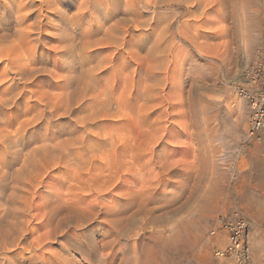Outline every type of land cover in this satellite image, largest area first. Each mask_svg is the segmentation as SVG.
Here are the masks:
<instances>
[{"label": "rangeland", "instance_id": "obj_1", "mask_svg": "<svg viewBox=\"0 0 264 264\" xmlns=\"http://www.w3.org/2000/svg\"><path fill=\"white\" fill-rule=\"evenodd\" d=\"M12 1H14V2H12ZM12 1L0 0V6H1L0 7V14H2L1 18H0V30H1L0 36L3 35L1 33L4 30L8 31V32H6L8 35L6 33H4L5 31L3 33L5 35L9 36L8 37L9 41L7 38H5L6 41L4 40L3 42H0L1 43L0 46L9 44L12 41L13 36L15 39L20 38V36L18 37V33H17L18 29H22L25 27L27 28L29 23L31 24V22L35 21L36 17L41 18V19H39L40 20L39 25L35 26V28H31L32 31L29 30L30 35L22 37L21 46L22 45L23 46L25 45V46L20 47L17 50L18 52L16 51V54L18 53V56L20 55L19 58L21 57L20 58L21 61H23L26 65V63H28V62L30 63L33 60L32 56L34 53L39 55L41 53V51L44 50V51H46L45 54H46V56L48 55L47 56L48 58L45 55H43V57L44 56L46 57V58L44 57L45 59L43 57L42 58L40 57V61H37L38 62L37 66H39V65L44 66L45 65V67H49V66L52 67V66H55V64H56L57 66H55V69L59 73V74L56 73V70H55L56 76H54L55 78H53V81H51V85H49L50 83L48 81H43V79L41 77V80H42V82L40 80L41 84L36 83L35 85H32V86L29 85V86H27L28 88H26L27 91L34 87V90L36 92H38L37 89L42 87V86H44L45 88L47 87L46 90L49 89L48 91L51 90V92H57L58 93V91H59V95H61L62 91L63 92L65 91V90H63V81H64L63 78H64V75L67 73L68 70H67V62H64L65 61L64 58L66 57V55L59 48V45L61 44V42L59 41L58 34H59V32L62 33L68 27L70 28V31L75 30L73 33H72V31L70 34L68 33V35L69 36L71 35V36L69 37L67 35L68 37L66 38L67 40L65 41V43L72 44L73 43L72 41L74 40V43L77 44L76 47L74 48V52H75L74 68L76 69V67H78L77 68L78 71H76V73L78 74L77 76L79 79L81 77V79H80L81 81L80 82L78 81V82L82 84L83 83L82 81H84V83L82 84L84 86H82V88H85V85H87L86 87L89 89L88 94H90V95H87V90L85 91V89H82V88H81L82 89L81 90L79 88L80 85H78V87H76V88H77V90H81V93L83 90L85 91V92H83V94L80 93L82 96L85 95L84 98L82 96L79 97L80 91H75V93L78 92L76 94L74 92H72V91H74V88H68L69 93L71 95L70 94L67 95L68 90H66L64 92L65 95L62 94L63 96H65L66 99H67V96H69L71 99L73 98L72 103L74 102L75 104H73V111L70 114L64 113L66 115V116H64L63 112L62 113L60 112L59 114H61V115L58 114L59 117L57 115H56L57 117L55 116V122H54L55 123V131H56L55 132V141L61 140L62 142H64L63 139L66 141V138H67L66 142L72 143V141L73 142L75 141L74 143H76V145L73 144L70 146V150L72 152H74L75 154H73L71 151H69L72 153L73 157L74 156L79 157V155H82L81 154L82 152H83V155L90 152L89 155L91 156L92 153H91V149L89 148V146H92L93 149H95V148L99 149V146H101L99 149V151L101 153L99 151L96 152V150H95L94 154H96V155L93 156V161L94 160L95 161L93 162V164H91V166L89 163H88L89 165H87V166L91 169L92 165H94V167H96V166L98 167V169L96 167L98 172H101L104 170H105V172H107L108 169L111 171H114V169L109 168V166L112 167L116 163H117V166L122 165L123 167L119 166V168L121 167L119 169L120 172L119 171L117 172L118 173L117 176H119V177H117V179H118L119 185H120V189H119L120 191H117V192H120V193L125 192L124 190H126L127 188H129L130 191L131 190L137 191L140 188H141L140 189V191H141L142 188H144V187L150 188L149 196L148 195L143 196L142 194L141 195L138 194V195H135L137 197L133 196L134 198L132 197L131 200L128 201L131 204H126L128 202H126V203L121 202L124 205L123 206L121 204V206L123 208L124 207L129 208V209L130 208L133 209L135 207L136 208H138V207L154 208V211H153L152 215L149 214V216H148V214L146 215L145 213L139 214L136 217L135 224L130 226L131 228L128 227V229L126 228L122 232V234L120 236V243L116 247L117 248L116 252H118L117 256L119 255L118 256L119 259L116 260L114 264H230V263L235 264V261L232 262L231 258H218L216 256L215 250L218 246H215V244L211 243V239H214V238H210L208 236V220L210 218L216 217L218 215L231 216V214L235 211H238L247 220V224H248L247 248H248V255H249V264H251L253 262V260H254L253 264H264V142L262 144H258L253 139L248 138L247 132H248L249 125H250V123H249L250 108H249L248 101L246 99L242 98V96H240L237 92V87L242 84L240 73H241L243 63L253 59L259 50L264 49V0H178L179 2H177V0H163V2H162V0H151V1L145 0V2H144V0H140V1L139 0H133L134 3L131 2L132 0H119V1L118 0L117 1L116 0H111V1L110 0H100V1L99 0H94V1L92 0L93 3L91 0H84V1L83 0H52L51 2H53L54 4L49 1L50 2L49 4H51V5L44 6L45 9L42 8L39 11L35 10V11H31V12H29V8L24 7L22 2H24L25 0H23V1L18 0L21 2H17V0H12ZM29 1H32V0H28V1L26 0L25 3L29 2ZM35 1L37 2V0H33V2H35ZM189 1H191V2H189ZM97 2L100 4L98 5ZM129 2H130V4H129ZM15 3H17V4H15ZM81 3H83V4H81ZM85 3H86V5H85ZM131 3L134 6H131L132 5ZM114 4H115V6H113ZM149 4L151 6H149ZM3 5H5V6H3ZM91 6H93V7H91ZM94 6H97V7H94ZM130 6H131V8L128 9ZM154 6H157V7H154ZM8 7H9V10H8ZM20 7H22L24 10H22V8H20ZM16 8H17V10H16ZM79 8H82L83 10L82 9L79 10ZM133 8L135 10V13L133 11ZM60 9L62 12L60 11ZM4 10L9 14L6 15V12ZM10 10H11V12H10ZM18 10H19L20 14L18 13ZM127 10H128V12H127ZM76 11H77V13H76ZM92 11H93V13H92ZM11 14H12V16H11ZM16 15L18 16L17 18H16ZM19 15L22 19L19 18ZM68 17H70V18H68ZM75 17H76V21H75ZM132 17H134V18H132ZM3 18H5V19H3ZM80 18L82 20L84 19L83 21L85 23H83V21ZM131 18L134 21H130ZM16 19H18V20H16ZM67 19H68V21H67ZM78 19H79V21H78ZM19 20H21V21H19ZM119 20L120 21L123 20V21L120 22ZM7 21H8V23H7ZM18 21H19V23L20 22L21 23L20 24L16 23ZM22 21H23V24L26 26H23V27L21 26V25H23ZM116 21L119 23L118 25H117ZM124 21H126V24L120 26L121 24L125 23ZM137 21L139 22L138 23L139 25L137 24ZM143 21H144V25H143ZM2 22H3V24H2ZM42 22L44 23V25ZM66 22H69V23H66ZM78 22L79 23L81 22L80 23L81 25L80 24L78 25L77 24ZM114 23H115V25H117L116 28H113L115 26H112V25H114ZM127 23H129V24H127ZM17 24H19V25H17ZM88 24H89V27H88ZM67 25H68V27H67ZM86 25H87V27H86ZM15 26L19 27V28H16ZM110 26H112L111 27L112 29L109 28ZM5 27H7V28H5ZM80 27H82V28H80ZM120 27L125 28V29H121ZM131 27L132 28L134 27L135 29L134 28L133 29L135 31L132 29L130 30ZM1 28H4V30ZM10 28H12L13 30ZM104 28H105V31H104ZM106 28L109 30H106ZM117 28L124 30L123 32L124 33L126 32V34H124L123 32H122L123 33L122 34L121 30L119 31ZM15 29H16V31H15ZM85 29H88V30L90 29V30L88 31ZM114 29H116V30L114 31ZM91 30L93 32H90ZM148 30H149V32H147ZM106 31H108V33ZM11 32L14 34H11ZM40 32H41V34H39ZM80 32H82V33H80ZM31 33H32V35H31ZM112 33H114V34H112ZM10 34L12 35L11 38H10ZM38 34H39V36H38ZM108 34H112L114 38L111 36V39H110V37H109L110 35H108ZM119 34L121 36H118ZM130 34H132V35H130ZM41 35H42V37H41ZM81 35H82V37H81ZM107 35L109 37V38L107 37L108 39H106ZM134 35L137 37H135ZM34 36H36L35 37L36 39L34 38ZM90 36H94V38H92ZM37 37L40 39H38ZM89 37H90V39H89ZM142 37H144V39ZM95 38H97L98 41L95 40ZM115 38H116V40H115ZM119 38L120 39L123 38L124 40L122 39L123 41L121 42V41H119L120 40ZM25 39L28 40V43H27V40H25ZM103 39L104 40L106 39L105 40L106 42H104ZM132 39H133V43H132ZM134 39L137 42V44L135 43ZM39 40H40V42H39ZM23 41H24V43L26 41V43L24 44ZM85 41L91 42L89 46H86L88 49L85 48V50H84L86 55L89 57H86L85 53L83 52L82 42H85ZM94 41H95V44H94ZM100 41H101V44H100ZM4 42H5V44H4ZM125 42H127V43H125ZM41 44H43L44 46H47V47H44ZM92 44L95 46L91 48V46H93ZM114 44H115V46H114ZM74 45H73V47H74ZM29 46L31 47V49ZM33 46H36V48L35 47L33 48ZM25 47H26V49H25ZM54 47H55V50H54ZM79 47H80V49H79ZM151 47H153V48H151ZM22 48H24V49H22ZM132 49L134 50V53H132L133 52ZM19 50H21L22 52ZM31 50H33V51L36 50V52L35 51L33 52ZM93 50L95 51L94 53L92 52ZM148 50H149V52L147 53L146 51H148ZM49 51H51L52 53ZM122 51H123V53H122ZM126 51H127V54H126ZM128 51H131L132 55ZM154 51H155V54H157V55H154ZM24 52H25V54H24ZM47 52H49V53H47ZM61 53H63V54H61ZM149 53H151L150 56L152 58L149 56ZM81 54H83V55L81 56ZM108 54H110V55L112 54L111 57ZM121 54H122V58H124V59L129 57L128 61L124 62V63H126V65L123 63L124 59L122 60V58L120 57ZM23 55L25 58H22ZM129 55H131V56H129ZM30 56H31V58H29ZM132 56H134V57L136 56L139 60L136 59V57L135 58L133 57V59H132ZM143 56H146V57H144L145 59L142 58L146 63H144V61L141 59V57H143ZM154 56H156L157 58H160V59L158 60L156 57L154 59L153 58ZM104 57H105V60H104ZM112 57H114V59ZM58 58H60V60ZM89 58L90 59L92 58L93 60L92 59L90 60ZM107 58L109 59V61ZM110 58L112 59V62H111ZM5 59H6L5 57H3V59L0 58V75H1V77L6 76V73L10 72V70L8 69V68H10V66H8L10 61L7 59L5 60ZM30 59H32V60H30ZM46 59H47V61H46ZM80 59L81 60L85 59L84 61L87 64L84 63V65H86V66H84L82 63L84 61H80ZM140 59L143 61L142 63L144 65L139 64V63H141ZM156 59L158 61H156ZM42 60H45V61L43 62ZM55 60H56V62H55ZM146 60H148V61H146ZM154 61L158 62V64L155 63ZM134 62H136V63H134ZM24 63L21 62V64H24ZM39 63H42V64H39ZM50 63H51V65H50ZM60 63L62 65H60ZM147 63L148 64L150 63L148 65L149 66L148 68L146 66ZM80 64H82V65H80ZM91 64L96 65V66L94 65L95 71H97V70L99 71L101 68V70L99 71L100 73L97 71L94 75V73L92 71V69H93L92 66L91 67L89 66ZM97 64H98V66H100V65L101 66L97 67ZM116 64H118V65H116ZM133 64H135L134 66L137 67L138 69L137 68L135 69ZM161 64H164L166 66V68L164 66H162ZM108 65L111 66L112 69H109L111 67H109ZM150 65H151V67H150ZM80 66H81V68H80ZM82 66L85 68H83ZM132 66L134 69L132 68ZM143 66H145V68ZM87 67H88V71H86ZM82 68H83L84 72H82V70H81ZM122 68H124V69H122ZM163 68H165V69H163ZM84 69H86V70H84ZM132 69H133V71H131ZM140 69H141V72L138 71ZM147 69L149 71H146ZM89 70H91V71L89 72ZM105 70H106V72L108 70V72L110 74L109 73L107 74L105 72ZM121 70L122 71L124 70L123 72H124L125 77L123 76V72ZM163 70H164V72H163ZM112 71L114 72L113 75L116 76V77L114 76L115 78L113 77V75L111 73ZM144 71H145V73L148 72V73H146L147 76L149 73L151 75L153 73L154 76H156V75L157 76L153 77V76L149 75L151 78L147 77L146 74L144 73ZM155 71L157 72V73H155L156 75L154 74ZM79 72L81 75L79 74ZM86 72L88 73L87 75L85 74ZM82 73H84L86 76ZM128 73L130 76L127 75ZM143 73L147 78L143 75ZM61 74H63V77L57 76V75H61ZM90 74L94 77V80ZM99 74L100 75L102 74V75L100 76ZM10 75L14 76L13 74H10ZM83 75H84V79L82 77ZM104 75L106 78L109 75V78H107L109 82L106 81L107 79L104 77ZM120 75H121V77H120ZM138 75H139V77H138ZM40 76H42V75H40ZM140 76L143 78V81H142L143 83L141 82L142 85H140L141 83L139 81V80H142V78ZM95 77H96V79L98 78L99 80L102 79L101 81H103V82L100 81L101 84L98 83L99 80L98 79L95 80ZM111 77H112V80L114 78L115 81L114 80L110 81ZM130 77H131V79H130ZM24 78L22 81H25L28 77L26 76ZM56 78L57 79L59 78V80H56ZM104 78H105V80H104ZM117 78H118V80H117ZM132 78H134V79H132ZM153 78H155L154 82L152 80ZM122 79L124 80V82H122ZM146 79L149 80V82H151V84L147 82L149 86L146 83V81H147ZM130 80H132L131 82L132 83L134 82V83L131 84ZM59 81H60V83H59ZM156 81H158V82L161 81L160 82L161 84L157 83ZM53 82H55V83H53ZM86 82H87V84H86ZM96 82H97V84H96ZM118 82H119V84H118ZM125 82H127L128 84ZM20 83H21V81H20ZM22 83H21V85H22ZM90 83H91V85H90ZM145 83L147 86L145 85ZM93 84L95 85L96 90H95ZM98 84L100 86H98ZM130 84L132 86H130ZM38 85H41V86H38ZM117 85H119V87ZM155 85H157V86H155ZM58 86L60 89L58 88ZM112 86H114V87H112ZM125 86L127 88H125ZM22 87H23V85H22ZM29 87H31V88H29ZM44 87L40 88L41 90L38 89L39 90L38 95L40 94V91L46 92ZM147 87H149V88H147ZM43 88H44V91H42ZM106 88H107V90H106ZM136 88L137 89L139 88V90L142 89L143 91L146 89L144 91L146 93H147L148 89H150L151 91H148V92L153 93L154 96L152 94L151 95L153 96L154 100L152 99V97H150V95L148 97L149 93H147V95H146L147 97H146L144 92H142V90L141 91L138 90L140 92L139 93ZM154 88H155V90H154ZM161 88L164 90H162ZM91 89L93 90L94 93L91 92L92 91ZM98 90L102 91L103 94L105 93L104 95L110 96L109 94H111V98L112 97L114 98V99L112 98L113 101L111 103L114 105L116 104V107L118 109L120 106H122V107H121V109L117 110V108L115 109L114 105H112L113 107H111V105H110V109L112 112H109V114L111 113V115L106 116L105 119H104L105 116L104 117L100 116V117H98L100 119L96 120L98 122V124L96 123V125L94 124L92 127L90 126V129H88V130L83 129L84 127L82 126V124L77 121L80 118L78 116H81V114L85 115V112H86V114H87V112H89V113L91 112L90 110L95 104V103L93 104L92 101H93V98L96 97V93H98ZM128 90H130V91H128ZM131 90L134 92H132ZM153 91H155V92H153ZM159 91L161 93L159 95L162 97H159V96L156 97ZM72 93H74L75 95H73ZM125 93H127V95ZM77 94H79V95H77ZM94 94H95V96L92 97V95H94ZM134 94L135 95L137 94V95L135 96ZM140 94L141 95L143 94V96H141ZM57 95L58 94L55 93V96L57 97V98L55 97V99L58 100L60 98V96L58 95L59 96V98H58ZM62 95H61V97L64 98ZM104 95H102V96L104 97ZM26 96L27 95L24 96V99H22V101H24V102L29 101V95L27 96V98H26ZM118 96H120V97H118ZM121 96L123 97V99H121L122 98ZM130 96L132 97L133 100L136 97L137 98L133 101L131 98H129ZM139 96H141L143 99ZM75 97H77V98L79 97L80 99L82 98L83 104L81 103L82 99L80 101L79 99H76ZM124 97H126L127 99L129 98L127 100L129 103L127 101H125L126 99ZM144 97H146V99ZM155 97H156V100H155ZM139 98H141V99H139ZM148 98L152 99L153 102H152V100H150ZM157 98H159V99L163 98V100L164 99H166V100H164L165 102H163L162 99L160 101ZM61 99L59 101H57V100L56 101L58 103H60V101H61V104L62 103L65 104L67 102L66 99H65V102L63 99H62L63 101ZM117 99H119V100H117ZM30 100H31L30 101L31 103H32V101H34L33 99H30ZM77 100H79L80 103H79V101L76 103ZM116 100H117V102L115 103ZM129 100L133 101V103H131ZM136 100H137V102H136ZM84 101H85V103H84ZM141 101H142V104L144 107L141 105ZM143 101H144L145 105H144ZM146 101L148 103H150V104H148L149 106L146 105V103H147ZM150 101L154 105V108H152L153 105L151 106ZM159 101L163 102V103H160ZM87 102H89L88 103L89 105L88 104L86 105ZM135 102H136V104H135ZM155 102H157V103H155ZM117 103H120V106ZM97 104H99V102ZM126 104H127V106H126ZM81 105H84V106L82 107ZM124 105H125V108H124ZM128 105H130V106H128ZM132 105H134V106H132ZM80 106H81V108H80ZM90 106H92V107H90ZM131 106L134 109H131L130 108ZM137 106L139 107V111H135V110H137V109H135V108H137ZM147 106L150 108H148ZM145 107L148 109L147 110L144 109ZM74 108L76 111H74ZM125 109L129 112H126ZM155 109H156V111H155ZM121 110H122V112L119 114V111H121ZM140 110H141V112H140ZM161 110H162V112H161ZM13 111H15V112H13ZM115 111L117 113H113ZM159 111H160V113H159ZM19 112L20 111L13 109V110H10L8 113L11 117H13V116L17 115ZM123 112H124V114H123ZM132 112L133 113L139 112V114H135L136 117H138V118H136ZM145 112L147 114H145ZM151 112H153V114ZM13 113H15V114H13ZM140 113H142V116ZM162 113H164L165 116H163L164 114H162ZM114 114H118L117 117ZM128 114H129V117L131 114L132 118H130V119H132V120H129ZM144 114H145V116L143 117ZM119 115H121L122 119L120 117H118ZM29 116H30V114L27 113L25 116H23V119H25L24 117H29ZM139 116L141 118L143 117L145 121L143 120V118L141 119ZM146 116H149V118H147ZM116 118L117 119L119 118V119L116 120ZM157 119H158V121H157ZM115 120L117 122H115ZM127 120H128V123H127ZM138 120H139V122H138ZM100 121H101V123H100L101 125L99 124ZM148 121H149V123H147ZM114 122L117 124V126L115 125ZM130 122H132V123H130ZM134 122L135 123L137 122V123L134 124ZM151 122H152V124H151ZM156 122H158V124H156ZM58 123H61L62 125L58 124ZM118 123L120 125H118ZM77 124H78V127H77ZM124 124H125V126H124ZM131 124L132 125L134 124V128ZM154 124H155V127H154ZM66 125H68V126H66ZM109 125H111V126H109ZM135 125H137V126H135ZM151 125H152L151 129H153L152 131H150ZM59 126H60V128H59ZM121 126H123V128ZM126 126H128L129 128H131L130 126H132L133 129L127 128V131L129 132L128 133V132H126ZM72 127L75 129L74 132L72 131L73 130ZM79 127H80L79 132H81V130H85V132H84L85 134L83 133V131L80 134H84L85 136L88 135V133H89V135L92 134L90 136L91 140H89V138H90L89 135L87 137H85L83 135H81V137H80L78 135L79 132L77 130L79 129ZM98 127L99 128L101 127L102 129L101 128L99 129ZM104 127H108V128L104 129ZM111 127H113L114 130ZM117 127H119V130L116 129ZM92 128H93V130H92ZM137 128H140V129H137ZM145 128H148V130L145 131ZM167 128H169V129H167ZM108 129H110V131L113 130L114 132L113 131L110 132ZM123 129L125 132L123 131ZM57 130H59V131H57ZM135 130H137V131H135ZM69 131H70V133H73V134L68 133ZM75 131L78 133H76ZM94 131L96 133H94ZM100 131H102L104 134ZM107 131L109 132L108 133L109 135L105 134V133H107ZM120 131H123L122 134H120L122 137L119 135ZM147 131H149V132H147ZM157 131H159L161 133H159ZM163 131H164V133H162ZM165 131L167 134L165 133ZM67 133H68V135H67ZM74 133L77 136H79V139L77 140V142L74 139H77L78 137H76V135ZM97 133H99V134H97ZM101 133H102V135H100ZM116 133H117V135H116ZM139 133L145 135V138H143L144 136H140L141 134H139ZM161 134H162V136L163 135L164 136L163 137L160 136ZM70 135H72L74 137H71ZM113 135L115 136V139L119 138V136H120L121 138L117 139L118 141L119 140L120 141L118 142L117 140H115ZM135 135H137L136 138L138 141L134 140V139H136ZM69 136L72 139L73 138L74 139L71 140L69 138ZM82 136L85 139V142H87L88 144H89V141L91 142V145L90 144L88 145L85 142H84V144L81 143L82 145L80 144L81 146L87 145L86 151L84 149H81L78 145L79 144L78 142L79 141L81 142L80 139H82ZM93 136H95V137L93 138ZM127 136H128V138H125ZM129 137L132 140H129ZM150 137H151V139H150ZM122 138H124V139H122ZM162 138H164V139H162ZM68 139H70V140H68ZM98 139H100V140H98ZM125 139H126V141H125ZM158 140H160V143ZM61 141L58 142V144L62 145ZM95 141L97 143H99V141H100V143L95 144ZM57 142H55V143H57ZM82 142H83V140H82ZM92 142H94V145ZM101 142H103V143L101 144ZM115 142H117L118 144ZM120 142L121 143L124 142L125 144L124 143L123 144L125 146H123V144H121ZM128 142L130 144H128ZM136 142H137V144H136ZM138 142L139 143L141 142L142 144L141 143L139 144ZM112 143H114L115 147L111 145ZM119 143H120V145H119ZM134 143L136 145H134ZM161 143H162V145H161ZM34 144H36V143H34ZM34 144L29 143V145L27 144L28 146L26 145L24 147V149L22 151L23 153H21V156H22L21 158H23L24 153H26L25 151H28L31 147L34 146ZM63 144H65V142ZM67 145H68V143L65 144V146H67ZM138 145L139 146L141 145L143 147V149L140 146L141 148L139 151V148L134 147V146H138ZM96 146H98V147H96ZM110 146H112V147H110ZM119 146H120V148L118 149ZM128 146H129V148H128ZM132 146H133V148H132ZM147 146L152 150H150ZM17 147H15L16 150H18ZM64 147H63V145H62V147L61 146L55 147V148H58V149H55V160L56 161L58 160L57 161L58 163L60 160H62V159H60V156H62L61 158H63V156H65L63 159H68V154H69L70 155L69 158H72V155L70 153H68V154L66 153L67 150H66V147L65 148ZM121 147H122V149H121ZM123 147H125V148H123ZM59 148H60V153L62 155H59L60 153L58 151H56V150H59ZM73 148H75V149H73ZM78 148H80V149H78ZM62 149H65L66 152L64 151V153H63ZM113 149L116 151L113 152ZM124 149H126V150H124ZM117 150H118V153H117ZM121 150L122 151L124 150L123 153L121 152ZM128 150H131V152ZM78 151L81 153H79ZM84 151H85V153H84ZM126 151H128L127 154L125 153ZM138 151H139V153H138ZM77 152H78V154H76ZM150 152H152V153H150ZM98 153H99V155H97ZM104 153H106V154H104ZM130 153L132 155L134 153L135 158L138 157L139 159L137 158L138 160L137 159L135 160V158L133 157L134 155L132 156ZM153 153L155 155H153ZM110 154H111V156H110ZM89 155H87V154L85 155L86 159H88V160L91 158ZM101 155L103 156L102 158H101ZM107 155L110 156L111 158L108 157ZM114 155H116V156H114ZM128 155L132 157V160H130L131 157H129ZM9 156H11V159H14L15 155H14V153L13 154L10 153ZM56 156L59 159H57ZM85 156H82V157L84 158ZM96 156H98V157L100 156V157L98 158ZM147 156H149L150 158ZM87 157H90V158H87ZM112 157H113V159H112ZM104 158L106 159V161ZM114 158H115V160H117L116 158H118V159L120 158V159L117 162L114 160ZM121 158H123V159H121ZM96 159H98V160H96ZM107 159L109 161L114 160V162H116V163H114L113 161L109 162V161H107ZM126 159H127V161H128V159H129V161H133L134 166L131 165L132 164L131 162H129V161L127 162ZM19 160L15 161V163H14L15 165L13 163L12 164L10 163L11 165H9V166H12V167H10L11 170L8 168L10 172H13L14 169L19 167V164H20ZM120 160H122V161H120ZM56 161H55V164L57 163ZM96 161H97L98 165H96L97 164ZM101 161L103 162V164ZM123 161H124V163H122ZM146 161H148V162H146ZM107 162H108V164H106ZM119 162H120V164H119ZM134 162H136V163H134ZM160 162H162V164ZM164 163H165V166H163ZM61 164H56V165H54L55 167L53 166L54 168H52V169L50 168L48 171L49 173L47 172L48 176L46 174L45 176H47V177L46 178L43 177L45 179L43 184L39 185L41 187L38 186L35 189V191L34 190L31 191L32 193L35 192L36 194H34V193H33L34 195L32 193L30 194V195H32L31 198L32 197H34V199L37 198V201L38 200L40 201V199L42 201L47 199L48 202L49 203L51 202V203L49 204L48 202L45 201L46 202L45 208H44V206H41L40 211H39V209H37V210L31 209L32 214H31V210H30V213L26 215L28 218L24 217L26 221L23 220L24 219L23 217H22L23 219L18 217L17 218L18 220L12 219V221L14 222V224H13L9 220H11L10 218L14 217V215H12V214H14V212L10 213V215L12 217L9 214H7V215L4 214V212H3L4 211L3 207H5L6 201H7L6 196L8 195L9 192H10L9 194H11V192H12V189H11V184L13 183L12 179L10 180L11 184H9L10 188L8 186L5 189L4 193L0 194V200L4 199V202H3L4 204L1 203L3 200L0 202V205H1L0 206V216L3 215L2 216L3 218L0 217V220H1L0 221L1 222L0 223L1 238H2V234H3L2 240L6 239L5 236L8 237V234L4 235V234H6V233H3L4 231L7 232L6 230H8L9 227L12 228L11 226H13V227L14 226H17V227L21 226L22 221L25 223H23V225H22L24 227H21V228H23L24 234L28 235L27 240H25V242H23V244L21 246L14 247V249H13V247L11 248L12 251H10V252L13 254L12 257H11L10 252L5 253L6 251L4 249L0 250L1 251L0 252V262H1L0 264H4L6 262V259L4 257L8 254L10 255L9 258L11 259V262H10V260L8 261L9 264L10 263L13 264V260H14L15 264L16 263L17 264H26V263H28V264H39V263H41V264H44V263L45 264H51V263L55 264V262H56L55 255L58 256V260L59 259L62 260L65 258L67 259L69 256H72V257H74V260L72 262L74 264H104L103 259L98 261L95 259L96 258L95 257L91 260H87L84 257L85 255L88 254L89 250L94 251L97 255H99V257H100V255H105L109 251V250H106L105 248L94 249L92 247L93 246L92 240H94V237L97 240L100 239V237H97L96 231L94 232V231L90 230L89 224H86L82 228H75L74 224H69V226L67 228H65V231L66 232L69 231L68 233L71 235L70 236L71 238L70 237L62 238L63 236H60L62 234V232H61V234L57 235L56 239L55 238L53 239V237H52V238H50L51 240L47 239V240L41 241V243L40 242L36 243L35 246H33V248L28 247L27 249H29V250H27L25 248L32 241V238L33 239L35 238L36 234H37L36 235V238H37L41 234L45 233L47 231V229H48V231H51L53 234L54 229L53 230H51V229L53 227L55 228V226H54L55 225V215H54L55 213L53 212V211H55V209H54L55 205L60 204V202H62V200H66L64 198L62 199V197H59L57 199L58 200L57 202H59V203H57L55 201V194L67 195L66 192H67L68 186H69L70 182L72 183V180H69V179L77 177L79 174L84 175V174L91 173L90 170H88L89 168H87V166H86V169H84L85 171L79 170L76 168L77 171L81 172V173L79 172V174H77L78 172H76L74 165H71V166L69 165V168H67L68 166L64 167V165H63L64 163H61ZM100 164H101V167H103V168H101L99 166ZM17 165H18V167H16ZM129 165H131V166H129ZM142 165H143V167H142ZM161 165H162V167H161ZM127 167H128V169H126ZM137 167H139V168L142 167L139 170L141 172L138 173V171H137V173H136ZM60 168H61V170H60ZM70 168H72L73 170ZM129 168H130V170L133 169L131 171V174L134 172L132 176L130 174ZM65 169H68V170L66 171ZM125 169L127 172L125 171ZM97 170H96V172H97ZM128 170H129V172H128ZM68 171H70L69 175L66 176ZM124 171L127 174L129 173L128 175L131 176V177H128L129 178L128 180H127L128 175H126V173ZM123 172L126 176L125 175L123 176ZM135 173H136L138 179L134 175ZM64 176H65V179L62 180V178H64ZM133 176L136 177V179L134 177L135 182H134ZM139 176H140V178H139ZM66 177L68 178V180ZM48 178L49 179L51 178V179L49 180ZM60 178H61V180H60ZM121 179H122V181H121ZM139 179H141V180H139ZM124 180L126 181V184L124 183L125 182ZM46 182H48V183H46ZM57 182L58 183L62 182V186L57 185ZM146 182H147V184H146ZM128 183H130L131 185L130 184L128 185ZM121 184H123V185H121ZM138 184H140V185H138ZM53 185H54V188H53ZM124 185L127 187H125ZM130 186H132V187H130ZM56 187L62 188V189L60 188L61 190H60L59 194L57 192L55 193ZM48 188H49V190H48ZM36 190H38L39 192H37ZM50 190H52L54 193L49 194V192H52ZM6 191H7V193H5ZM61 191H63V192H61ZM137 192H139V191H137ZM37 194L39 195V197ZM48 194L50 195V199H49ZM51 194H53V196ZM21 195L23 196V194H21ZM21 197H18V198L17 197L16 198L15 197H12V198L9 197V198L11 200H13V198L20 199ZM41 197H43V199ZM38 198H40V199H38ZM10 199L8 200L9 202H10ZM67 199L72 200L70 196H68ZM107 199L108 200H105V203L110 202L112 199V196L108 197ZM20 200H22V198ZM37 201L35 200L36 203H37ZM52 201H53V204H52ZM54 201L56 202V204ZM2 205H4V206H2ZM52 205L54 206V208ZM46 206H47V210L49 209V211L51 209H53L50 211L51 213L53 212L52 214L50 212L48 214V211L46 210ZM42 207H43V209H42ZM43 210H44V212H42ZM57 211L60 214H63V212L66 211V208L57 207ZM1 212H3V213H1ZM38 212L44 213L45 216H44V214L42 216V213H41V216H40V213H39V215H37ZM45 212H47V213H45ZM35 215H36V218H35ZM143 215H145V216H143ZM40 217H43V218L41 219ZM143 217H145L146 221L143 220ZM20 219H22V220H20ZM36 219H37V221H36ZM43 219H44L45 223L42 221ZM15 220H17V221H15ZM39 220H40V222H39ZM48 220H50L49 222L51 224L53 223L54 225L52 224V226H50L51 224L48 222ZM52 220H53V222H52ZM6 221H8L7 224H6ZM19 221H21V222H19ZM9 222H10V224H9ZM2 223H3V225H1ZM197 223H199V224H197ZM11 224H13V225H11ZM25 224L26 225L28 224V225L26 226ZM35 224H37V225H35ZM41 224H43V225H41ZM44 224L45 225L47 224L48 226H46V227H49V228H46ZM4 226L7 228L6 230H4V228H5ZM30 226H32L33 228ZM38 226H41L42 228L44 226L45 231L43 232L44 229H42L41 227H38ZM28 227H30V228H28ZM37 228L40 230H38ZM28 229L30 231L32 229H36V231L32 235V233H30ZM109 229H110L109 226L104 224L102 226L101 233L105 234L106 232L109 231ZM38 233H39V235H38ZM82 233H83V235H82ZM74 234H76V235H74ZM30 235H32L34 237L31 236L32 237L31 238ZM53 235L55 236V232ZM1 238H0V241H1ZM30 238H31V241H29ZM90 242L92 243V245H90ZM25 243H27L28 245L26 244V246H25ZM44 243L47 245H45ZM37 244L40 246L37 247L36 246ZM62 245L66 246L68 248L66 250L61 249ZM85 245L88 246V250L86 249L87 246H85ZM21 247L23 249H25L26 251H24ZM79 247H81V250ZM17 248H20L21 251H20V249L18 251ZM38 248H39V250H38ZM36 249H37V251H36ZM91 249H93V250H91ZM13 251L15 254L13 253ZM36 253L37 254L39 253L38 254L39 256L37 255L38 257L36 256ZM18 254L20 257L18 256ZM14 256H15V258H14ZM1 258L3 259L4 262L1 260ZM18 258H20V259H18ZM46 258H48V259L46 260ZM30 260H32V261H30ZM37 260L39 261V263ZM52 260L55 262H53ZM47 261H48V263H47Z\"/></svg>", "mask_w": 264, "mask_h": 264}, {"label": "bare ground", "instance_id": "obj_2", "mask_svg": "<svg viewBox=\"0 0 264 264\" xmlns=\"http://www.w3.org/2000/svg\"><path fill=\"white\" fill-rule=\"evenodd\" d=\"M10 1H12V0H10ZM21 1H23V0H21ZM21 1H18L17 0V2H21ZM26 1V0H25ZM25 1L24 2H22L23 3V5H24V7L26 8H29V12H31V11H39V10H41L42 8H44V6H48V5H51V4H49L52 0H37V2L35 1V2H33V0L32 1H29V2H26L25 3ZM28 1V0H27ZM50 1V2H49ZM84 1V0H83ZM92 1V0H91ZM94 1V0H93ZM93 1H92V3H93ZM100 1V0H99ZM111 1V0H110ZM117 1V0H116ZM119 1V0H118ZM140 1V0H139ZM146 1H148V0H146ZM151 1V0H150ZM9 2V1H8ZM12 2H14V1H12ZM39 2V3H38ZM86 2V1H85ZM114 2V1H113ZM132 3H134L133 2V0L131 1ZM137 2V1H136ZM135 2V3H136ZM143 2V1H142ZM144 2H145V0H144ZM162 2H163V0H162ZM177 2H179L178 0H177ZM187 2V1H186ZM189 2H191V1H189ZM7 3V2H6ZM25 3V4H24ZM51 3H53V2H51ZM56 3V2H55ZM84 3V2H83ZM83 3H81V4H83ZM90 3V2H89ZM98 3V2H97ZM110 3V2H109ZM119 3V2H118ZM131 3V4H132ZM148 3V2H147ZM161 3V2H160ZM174 3V2H173ZM2 4V3H1ZM15 4H17V3H15ZM21 4V3H20ZM19 4V5H20ZM54 4V3H53ZM80 4V3H79ZM100 3H98V5H99ZM107 4V3H106ZM129 4H130V2H129ZM128 4V5H129ZM141 4V3H140ZM153 4V3H152ZM158 4V3H157ZM7 5V4H6ZM10 5V4H9ZM85 5H86V3H85ZM108 5V4H107ZM136 5V4H135ZM148 5V4H147ZM3 6H5V5H3ZM15 6V5H14ZM89 6V5H88ZM105 6V5H104ZM110 6V5H109ZM113 6H115V4L113 5ZM131 6H134L133 4L131 5ZM131 6L128 8V9H130L131 8ZM137 6V5H136ZM149 6H151L150 4H149ZM1 7V6H0ZM16 7V6H15ZM18 7V6H17ZM51 7V6H50ZM53 7V6H52ZM91 7H93V6H91ZM94 7H97V6H94ZM147 7V6H146ZM154 7H157V6H154ZM186 7V6H185ZM4 8V7H3ZM20 8H22V7H20ZM136 8V7H135ZM45 9V8H44ZM54 9V8H53ZM65 9V8H64ZM80 9H82V8H79V10ZM111 9V8H110ZM6 10V9H5ZM4 10V11H5ZM8 10H9V7H8ZM15 10V9H14ZM16 10H17V8H16ZM22 10H24L23 8H22ZM83 10V9H82ZM97 10V9H96ZM125 10V9H124ZM3 11V12H4ZM13 11V10H12ZM60 11H61V9H60ZM94 11V10H93ZM93 11H92V13H93ZM131 11V10H130ZM129 11V12H130ZM133 11H134V13H135V10H134V8H133ZM6 12V11H5ZM10 12H11V10H10ZM16 12V11H15ZM28 12V13H29ZM62 12V11H61ZM83 12V11H82ZM127 12H128V10H127ZM159 12V11H158ZM173 12V11H172ZM18 13L20 14V12H19V10H18ZM17 13V14H18ZM39 13V12H38ZM58 13V12H57ZM76 13H77V11H76ZM81 13V12H80ZM84 13V12H83ZM7 14H9V13H7L6 12V15ZM16 14V13H15ZM24 14V13H23ZM36 14V13H35ZM90 14V13H89ZM1 15L2 14H0V18H1ZM4 15V14H3ZM60 15V14H59ZM63 15V14H62ZM83 15V14H82ZM132 15V14H131ZM134 15V14H133ZM11 16H12V14H11ZM27 16V15H26ZM43 16V15H42ZM73 16V15H72ZM4 17V16H3ZM18 16L16 15V18H17ZM29 17V16H28ZM83 17V16H82ZM129 17V16H128ZM19 18H21L20 17V15H19ZM18 18V19H19ZM68 18H70V17H68ZM85 18V17H84ZM122 18V17H121ZM130 18V17H129ZM132 18H134V17H132ZM131 18V19H132ZM3 19H5V18H3ZM18 19H16V20H18ZM22 19V18H21ZM39 19H41V18H38V17H36V19H35V21L34 22H31V24L29 23V25H28V27L26 28H22V29H18L17 31V33H18V37L20 36V38H14V36H13V39H12V41L9 43V44H6V45H1L0 46V58L1 59H3V57H5L7 60H9L10 62H9V65L8 66H10V68H8L9 70H10V72L9 73H6V76H3V77H1V75H0V194H3L4 193V191H5V189L9 186V188H10V185L9 184H11V182H10V180L12 179V181H13V183L11 184V189H12V192H11V194H9L8 193V195L6 196V205H5V207H3L4 208V214H9L10 215V213H13L14 212V214H12V215H14V217H12L11 215V217L12 218H10L11 220H9L11 223H13L14 224V222L12 221V219H17L18 217L19 218H24V217H27L26 215L27 214H29L30 213V210L31 209H35V210H37V209H39V211H40V208H41V206H44V208H45V205H46V202H48V200L46 199V200H41L40 198H38V199H40V201L38 202L37 201V198L36 199H34V197H32L31 198V196L32 195H30L32 192V190H34L35 191V189L40 185V184H43V182H44V178H46L47 176H48V174H47V172L49 171V169L51 168H54L55 166L54 165H56V164H61V163H64L63 165H64V167H67V168H69V165L71 166V165H74L75 167V169L77 168V169H79V170H83V171H85L84 169H86V166L87 165H89L90 164V166H91V164H93V162L95 161H93V156H95L96 154H94V152H95V150H96V152H98L99 151V149H100V147L101 146H99V149L98 148H95V149H93L92 148V146H89V148L91 149V153H92V155L90 156L89 155V153L90 152H88V153H86L87 155H89L90 157H87V158H90L89 160L88 159H86V154L85 155H83V152L81 153V152H79V153H81L82 155H79V157L78 156H74L73 157V155H72V153L73 154H75L74 152H72L71 150H70V146L71 145H73V144H75L76 145V143H74L73 141H72V143H69V142H66L67 141V138H66V141L63 139V141L65 142V144L66 143H68V145L67 146H65V144H63L64 142H62L61 140V143H62V145H63V147L65 146L66 147V150H67V152L65 151V149H62L63 151V153H64V151L68 154V153H70L71 155H72V158H69V154H68V159H63L65 156H63V158H61L62 156H60V159H62V160H60L59 161V163L55 160V149H58V148H55V147H58V146H61L62 147V145L61 144H58V142H60V141H58L57 139V141H55V116L57 115L58 116V114L61 112H63V115L64 116H66L65 114H70L72 111H73V104H75L74 102L72 103V99L69 97V96H67V99L65 98V96H63L62 94H64L65 95V91L66 90H68V88H74V91H72V92H74L75 93V91H80L79 92V94L81 93V90L82 89H85V91L87 90V95H90V94H88V88L86 87L87 85H85V88H82V86H84V85H82L83 83H84V81H82L83 83L81 84V83H79L81 80V77H80V79L78 78V74L76 73V71H78V67H76V69L74 68V57H75V52H74V48L76 47V45L77 44H75L74 43V40L72 41L73 43V45H74V47H73V45L72 44H67V43H65V41L67 40L66 38L69 36L68 35V33L70 34L71 33V31H70V28L68 27V25H67V29L66 30H64L62 33H60L59 32V34H58V36H59V41L61 42V44L59 45V48H60V50L61 51H63L64 53H65V55H66V57L64 58V62H67V73L64 75V81H63V90H65L64 92L62 91V93H61V95L67 100V102L65 103V104H61V101H60V103H58L57 101H59L62 97H61V95H59V91H58V93L57 92H51V90L50 91H48V90H46L47 89V87L45 88L44 86H42V87H44L45 88V90H46V92L44 91V88H43V90L42 91H44V92H41L40 91V94L38 95V92H39V90H41L40 88H42V87H40V88H38L37 89V91L38 92H36L35 90H34V87L33 88H31V87H29V88H31V89H29L28 91L26 90V88H28L27 86H29V85H35L36 83L38 84H41V82H42V80H41V77H42V79H43V81H48L50 84L49 85H51V81H53V78H55L54 76H56V74H55V66H57L56 64H55V66H52V67H45V65L44 66H37V64H38V62L37 61H40V57L42 58L43 57V55H45L46 56V51H44V50H42L41 51V53L39 54V55H37L36 53H34L33 54V56H32V58H33V60L32 59H30V60H32L29 64L28 63H26V65H25V63L23 62V61H21V57L19 58V56H18V53L16 54V51L20 48V47H22L21 46V43H22V37H25V36H28V35H30V31L29 30H31V28H35V26H37V25H39V22H40V20ZM63 19V18H62ZM81 19V18H80ZM130 19V21H134L133 19L131 20ZM72 20V19H71ZM82 20V19H81ZM84 20V19H83ZM82 20V21H83ZM124 20V19H123ZM122 20V21H123ZM137 20V19H136ZM14 21V20H13ZM19 21H21V20H19ZM19 21L18 22H16V23H19ZM24 21V20H23ZM23 21H22V24H23ZM43 21V20H42ZM63 21V20H62ZM67 21H68V19H67ZM75 21H76V17H75ZM78 21H79V19H78ZM118 21V20H117ZM116 21V23H117V25L119 24L118 22ZM120 21V20H119ZM122 21H120V22H122ZM148 21V20H147ZM73 22V21H72ZM125 23H123V24H121L120 26H122V25H124V24H126V21H124ZM129 22V21H128ZM136 22V21H135ZM7 23H8V21H7ZM13 23V22H12ZM21 23V22H20ZM19 23V24H20ZM43 23V22H42ZM60 23V22H59ZM64 23V22H63ZM62 23V24H63ZM66 23H69V22H66ZM81 23V22H80ZM79 22L77 23L78 25L80 24ZM83 23H85L84 21H83ZM139 22L137 21V24H138ZM151 23V22H150ZM2 24H3V22H2ZM15 24V23H14ZM19 24H17V25H19ZM74 24V23H73ZM87 24V23H86ZM127 24H129V23H127ZM136 24V23H135ZM169 24V23H168ZM41 25V24H40ZM43 25H44V23H43ZM81 25V24H80ZM85 25V24H84ZM91 25V24H90ZM117 25H115V23H114V25H112V26H115V27H113V28H116L117 27ZM139 25V24H138ZM143 25H144V21H143ZM147 25V24H146ZM149 25V24H148ZM6 26V25H5ZM22 27L23 26H26V25H21ZM83 26V25H82ZM112 26H110L109 28H111ZM127 26V25H126ZM132 26V25H131ZM136 26V25H135ZM4 27V26H3ZM16 27V26H15ZM79 27V26H78ZM86 27H87V25H86ZM88 27H89V24H88ZM101 27V26H100ZM125 27V26H124ZM144 27V26H143ZM142 27V28H143ZM150 27V26H149ZM5 28H7V27H5ZM16 28H19V27H16ZM41 28V27H40ZM56 28V27H55ZM54 28V29H55ZM73 28V27H72ZM80 28H82V27H80ZM102 28V27H101ZM108 28V27H107ZM106 28V30H109V29H107ZM121 29H125V28H122V27H120ZM134 28V27H133ZM132 27L130 28V30L132 29V30H134ZM148 28V27H147ZM1 29H3L4 30V28H1ZM10 29H12V28H10ZM58 29V28H57ZM97 29V28H96ZM112 29V28H111ZM118 29V28H117ZM121 29H118L119 31L121 30ZM127 29V28H126ZM2 30V31H3ZM13 30V29H12ZM34 30V29H33ZM39 30V29H38ZM59 30V29H58ZM85 30H88V29H85ZM90 30V29H89ZM88 30V31H89ZM93 30V29H92ZM90 31V32H93V31ZM116 29H114V31H115ZM129 30V29H128ZM129 30V31H130ZM1 31V30H0ZM5 31V30H4ZM3 31V32H4ZM10 31V30H9ZM15 31H16V29H15ZM32 31V30H31ZM75 31V30H74ZM74 31H72V33L74 32ZM104 31H105V28H104ZM118 31V32H119ZM124 30H121V33L123 32ZM135 31V30H134ZM152 31V30H151ZM150 31V32H151ZM1 33V34H3V35H1L0 36V42H3L4 40L6 41V39L5 38H7L8 39V37L9 36H7L8 34L6 33V32H8V31H5L4 33H6L7 35H5L4 33ZM107 33H108V31H106ZM110 32V31H109ZM147 32H149V30L147 31ZM161 32V31H160ZM16 33V32H15ZM34 33V32H33ZM38 33V32H37ZM79 33V32H78ZM80 33H82V32H80ZM105 33V32H104ZM111 33V32H110ZM120 33V32H119ZM124 33V32H123ZM122 33V34H123ZM128 33V32H127ZM132 33V32H131ZM134 33V32H133ZM11 34H14V33H12L11 32ZM10 34V38H11V35ZM39 34H41V32L39 33ZM39 34H38V36H39ZM44 34V33H43ZM54 34V33H53ZM76 34V33H75ZM84 34V33H83ZM82 34V35H83ZM88 34V33H87ZM112 34H114V33H112ZM112 34H108V35H110L109 37H110V39H111V36L113 37V35ZM116 34V33H115ZM118 34V33H117ZM124 34H126V32L124 33ZM129 34V33H128ZM31 35H32V33H31ZM37 35V34H36ZM57 35V34H56ZM68 35V36H67ZM82 35H81V37H82ZM91 35V34H90ZM108 35L106 36V39H108L109 37H108ZM130 35H132V34H130ZM136 35V34H135ZM134 35V36H135ZM16 36V35H15ZM54 36V35H53ZM71 36V35H70ZM69 36V37H70ZM74 36V35H73ZM115 36V35H114ZM117 36V35H116ZM118 36H121L120 34L118 35ZM117 36V37H118ZM124 36V35H123ZM122 36V37H123ZM133 36V37H134ZM166 36V35H165ZM36 36H34V38H35ZM41 37H42V35H41ZM77 37V36H76ZM90 37H92V38H94V36H90ZM90 37H89V39H90ZM100 37V36H99ZM98 37V38H99ZM108 37V38H107ZM129 37V36H128ZM135 37H137V36H135ZM149 37V36H148ZM147 37V38H148ZM251 37V36H250ZM32 38V37H31ZM33 38V39H34ZM38 38V37H37ZM78 38V37H77ZM76 38V39H77ZM91 38V39H92ZM114 38V37H113ZM143 39H144V37H142ZM141 38V39H142ZM156 38V37H155ZM36 39V38H35ZM34 39V40H35ZM38 39H40V38H38ZM79 39V38H78ZM105 39V40H106ZM109 39V40H110ZM120 39V38H119ZM118 39V40H119ZM123 39V38H122ZM122 39H120L119 41H123ZM138 39V38H137ZM136 39V40H137ZM140 39V38H139ZM254 39V38H253ZM11 40V39H10ZM25 40H27V39H25ZM48 40V39H47ZM56 40V39H55ZM69 40V39H68ZM95 40H97V38H95ZM104 40V39H103ZM104 40V42H106ZM115 40H116V38H115ZM128 40V39H127ZM146 40V39H145ZM161 40V39H160ZM252 40V39H251ZM8 41H9V39H8ZM98 41V40H97ZM102 41V40H101ZM101 41H100V44H101ZM108 41V40H107ZM129 41V40H128ZM134 41H135V39H134ZM139 41V40H138ZM34 42V41H33ZM39 42H40V40H39ZM68 42V41H67ZM93 42V41H92ZM110 42V41H109ZM140 42V41H139ZM138 42V43H139ZM145 42V41H144ZM160 42V41H159ZM23 43H24V41H23ZM25 43H26V41H25ZM24 43V44H25ZM27 43H28V40H27ZM30 43V42H29ZM43 43V42H42ZM90 41H88V42H82V47H83V52L85 53V48L86 49H88L86 46H89L90 45ZM97 43V42H96ZM108 43V42H107ZM117 43V42H116ZM120 43V42H119ZM124 43V42H123ZM125 43H127V42H125ZM132 43H133V39H132ZM135 43L137 44V42L135 41ZM252 43V42H251ZM1 44V43H0ZM3 44V43H2ZM4 44H5V42H4ZM56 44V43H55ZM54 44V45H55ZM94 44H95V41H94ZM99 44V43H98ZM41 45H43V44H41ZM52 45V44H51ZM93 45V44H92ZM97 45V44H96ZM119 45V44H118ZM130 45V44H129ZM250 45V44H249ZM25 46V45H24ZM23 46V47H24ZM28 46V45H27ZM32 46V45H31ZM44 46V45H43ZM95 45H93V46H91V48L92 47H94ZM114 46H115V44H114ZM121 46V45H120ZM30 47V46H29ZM28 47V48H29ZM36 48V46H33V48ZM42 47V46H41ZM44 47H47V46H44ZM81 47V48H82ZM117 47V46H116ZM123 47V46H122ZM150 47V46H149ZM97 48V47H96ZM151 48H153V47H151ZM22 49H24V48H22ZM21 49V50H22ZM25 49H26V47H25ZM30 49H31V47H30ZM29 49V50H30ZM41 49V48H40ZM39 49V50H40ZM78 49V48H77ZM76 49V50H77ZM79 49H80V47H79ZM120 49V48H119ZM123 49V48H122ZM150 49V48H149ZM21 50H19V51H21ZM28 50V49H27ZM47 50V49H46ZM54 50H55V47H54ZM125 50V49H124ZM133 50V49H132ZM152 50V49H151ZM23 51V50H22ZM21 51V52H22ZM31 51H33V50H31ZM30 51V52H31ZM35 52H36V50H34ZM33 51V52H34ZM119 51V50H118ZM18 52V51H17ZM20 52V53H21ZM49 52H51V51H49ZM49 52H47V53H49ZM55 52V51H54ZM59 52V51H58ZM79 52V51H78ZM77 52V53H78ZM93 53L95 52L94 50L92 51ZM117 52V51H116ZM121 52V51H120ZM130 54H131V51H128ZM147 53L149 52V50L148 51H146ZM19 53V54H20ZM29 53V52H28ZM32 53V52H31ZM52 53V52H51ZM50 53V54H51ZM82 53V52H81ZM88 53V52H87ZM122 53H123V51H122ZM125 53V52H124ZM132 53H134V50H133V52ZM152 53V52H151ZM151 53H149V56H150V54ZM24 54H25V52H24ZM61 54H63V53H61ZM79 54V53H78ZM126 54H127V51H126ZM22 55V54H21ZM30 55V54H29ZM32 55V54H31ZM83 54H81V56H82ZM85 55H86V53H85ZM89 55V54H88ZM108 55H110V54H108ZM112 55V54H111ZM111 55H110V57H111ZM124 55V54H123ZM132 55V54H131ZM131 55H129V56H131ZM154 55H157V54H155V51H154ZM44 56V57H45ZM48 56V55H47ZM46 56V57H47ZM93 56V55H92ZM107 56V55H106ZM120 56V55H119ZM43 57V58H44ZM45 57V58H46ZM51 57V56H50ZM85 57V56H84ZM86 57H89V56H87L86 55ZM121 58H122V54H121V56H120ZM133 57L134 56H132V59H133ZM136 57V56H135ZM134 57V58H135ZM144 57H146V56H143V57H141V59L143 58V59H145ZM151 57V56H150ZM155 57L156 56H154L153 58L155 59ZM22 58H25L24 57V55H23V57ZM27 58V57H26ZM29 58H31V56L29 57ZM44 58V59H45ZM48 58V57H47ZM81 58V57H80ZM93 58V57H92ZM91 58V59H92ZM113 59H114V57H112ZM126 58V57H125ZM131 58V57H130ZM149 58V57H148ZM147 58V59H148ZM152 58V57H151ZM157 58V57H156ZM5 59V60H6ZM28 59V58H27ZM59 60H60V58H58ZM90 59V58H89ZM90 59V60H91ZM108 59V58H107ZM111 59V58H110ZM124 58H122V60H123ZM127 59V60H126ZM126 59H124V61H123V63L126 61H128V59H129V57L128 58H126ZM131 59V60H132ZM136 59H138L137 57H136ZM140 59V60H141ZM142 59V60H143ZM158 60L160 59V58H157ZM156 59V61H158ZM24 60V59H23ZM63 60V59H62ZM85 59H83V60H81L80 59V61H84ZM88 60V59H87ZM89 60V61H90ZM93 60V59H92ZM96 60V59H95ZM104 60H105V57H104ZM119 60V59H118ZM139 60V59H138ZM137 60V61H138ZM141 60V63H139V64H143L142 62L144 61H142ZM26 61V60H25ZM43 62L45 61V60H42ZM46 61H47V59H46ZM50 61V60H49ZM108 61H109V59H108ZM117 61V60H116ZM121 61V60H120ZM146 61H148V60H146ZM150 61V60H149ZM21 62L22 63H24V64H21ZM42 62V63H43ZM55 62H56V60H55ZM63 62V61H62ZM63 62V63H64ZM99 62V61H98ZM111 62H112V59H111ZM119 62V61H118ZM130 62V61H129ZM128 62V63H129ZM155 62V61H154ZM160 62V61H159ZM42 63H39V64H42ZM53 63V62H52ZM58 63V62H57ZM83 63V65H84V63H85V61L84 62H82ZM95 63V62H94ZM116 63V62H115ZM121 63V62H120ZM134 63H136V62H134ZM144 63H146L145 61H144ZM155 63H157L158 64V62H155ZM8 64V63H7ZM47 64V63H46ZM85 64H87V63H85ZM89 64V63H88ZM109 64V63H108ZM111 64V63H110ZM119 64V63H118ZM118 64H116V65H118ZM125 65H126V63H124ZM138 64V63H137ZM150 64V63H149ZM148 63H147V68L149 67L148 65H149ZM48 65V64H47ZM50 65H51V63H50ZM53 65V64H52ZM60 65H62L61 63H60ZM80 65H82V64H80ZM95 65V64H94ZM94 65L93 64H91V65H89L90 67L92 66V71H93V73H94V75H95V73L98 71L97 69V71H95V69H94ZM100 65V64H99ZM128 65V64H127ZM135 64H133V66H134ZM144 65V64H143ZM155 65V64H154ZM162 66H164L165 68H166V66L164 65V64H161ZM59 66V65H58ZM79 66V65H78ZM84 66H86V65H84ZM88 66V65H87ZM88 66V67H89ZM96 66V65H95ZM101 66V65H100ZM100 66H98V64H97V67H100ZM105 66V65H104ZM107 66V65H106ZM109 66V65H108ZM113 66V65H112ZM120 66V65H119ZM133 66H132V68H133ZM138 66V65H137ZM153 66V65H152ZM62 67V66H61ZM60 67V68H61ZM83 67V66H82ZM88 67L86 68V69H84V70H86V71H88ZM89 67V68H90ZM109 67H111V66H109ZM115 67V66H114ZM122 67V66H121ZM135 67V66H134ZM142 67V66H141ZM140 67V68H141ZM144 68H145V66H143ZM150 67H151V65H150ZM154 67V66H153ZM160 67V66H159ZM58 68V67H57ZM63 68V67H62ZM61 68V69H62ZM80 68H81V66H80ZM83 68H85V67H83ZM83 68L81 69L82 70V72H84L83 71ZM104 68V67H103ZM106 68V67H105ZM118 68V67H117ZM128 68V67H127ZM137 67H135V69H136ZM162 68V67H161ZM165 68H163V69H165ZM168 68V67H167ZM108 69V68H107ZM109 69H112V67L111 68H109ZM121 69V68H120ZM122 69H124V68H122ZM129 69V68H128ZM134 69V68H133ZM133 69L131 70V71H133ZM138 69V68H137ZM156 69V68H155ZM60 70V69H59ZM63 70V69H62ZM66 70V69H65ZM80 70V69H79ZM100 70H101V68H100ZM99 70V71H100ZM114 70V69H113ZM116 70V69H115ZM127 70V69H126ZM91 70H89V72H90ZM98 71V72H99ZM104 71V70H103ZM122 71V70H121ZM124 71V70H123ZM122 71V72H123ZM135 71V70H134ZM138 71H140L141 72V69L140 70H138ZM137 71V72H138ZM146 71H149L148 69L146 70ZM154 71V70H153ZM166 71V70H165ZM8 72V71H7ZM65 72V71H64ZM105 72H106V70H105ZM129 72V71H128ZM163 72H164V70H163ZM56 73H58L57 72V70H56ZM100 73V72H99ZM102 73V72H101ZM107 74L109 73L108 72V70H107V72H106ZM112 73V75H113V71L111 72ZM116 73V72H115ZM130 73V72H129ZM129 73L127 74V75H129ZM132 73V72H131ZM144 73H145V71H144ZM144 73H143V75H144ZM146 73H148V72H146ZM145 73V74H146ZM152 73V72H151ZM155 73H157L156 71L154 72V74ZM161 73V72H160ZM10 74H13L14 76H11ZM27 74V75H26ZM42 75V76H40V75ZM55 74V75H54ZM59 74V73H58ZM79 74H80V72H79ZM82 74H84V73H82ZM86 75L88 74L87 72L85 73ZM84 74V75H85ZM92 74V73H91ZM90 74V75H91ZM105 74V73H104ZM110 74V73H109ZM81 75V74H80ZM79 75V76H80ZM84 75L82 76L83 77V79H84ZM85 75V76H86ZM100 75V74H99ZM102 75V74H101ZM100 75V76H101ZM118 75V74H117ZM149 75H151L150 73L148 74V76H147V74H146V76L147 77H150ZM156 75V74H155ZM28 77L25 81H22L23 80V78L24 77ZM57 76H61V77H63V74H61V75H57ZM92 76V75H91ZM115 75H113V77H114ZM123 76H124V72H123ZM130 76V75H129ZM137 76V75H136ZM145 76V75H144ZM145 76V77H146ZM151 76H153V77H156V76H154L153 75V73H152V75ZM104 77H105V75H104ZM116 77V76H115ZM114 77V78H115ZM120 77H121V75H120ZM119 77V78H120ZM125 77V76H124ZM138 77H139V75H138ZM141 77V76H140ZM144 77V78H145ZM146 77V78H147ZM87 78V77H86ZM92 78H93V80H94V77L92 76ZM91 78V79H92ZM106 78V77H105ZM105 78H104V80H105ZM107 78H109V75H108V77ZM106 78V79H107ZM114 78H113V80H114ZM142 78V77H141ZM151 78V77H150ZM25 79V78H24ZM79 79V80H78ZM82 79V80H83ZM98 79V78H97ZM96 79V77H95V80H97ZM124 79V78H123ZM122 79V82H124V80ZM128 79V78H127ZM130 79H131V77H130ZM132 79H134V78H132ZM154 79L155 78H153L152 80H153V82H154ZM40 80H41V82H40ZM56 80H59V78L57 79L56 78ZM99 80V79H98ZM102 79H100L99 81H98V83H100V81H101ZM112 80V77L110 78V81ZM112 80V81H113ZM117 80H118V78H117ZM145 80V79H144ZM147 80V79H146ZM158 80V79H157ZM20 81H21V83H22V85H23V87H22V85H21V83H20ZM62 81V80H61ZM79 81V82H78ZM107 82H109L108 81V79L106 80ZM115 81V80H114ZM132 80H130V83L131 84H133L132 82H131ZM140 81V83L143 81V78H142V80H139ZM57 82V81H56ZM101 82H103V81H101ZM117 82V81H116ZM129 82V81H128ZM150 83L151 84V82H149V80H147L146 81V83ZM157 83H160V82H158V81H156ZM47 83V82H46ZM45 83V84H46ZM53 83H55V82H53ZM52 83V84H53ZM59 83H60V81H59ZM79 83V84H78ZM95 83V82H94ZM125 83H127V82H125ZM143 83V82H142ZM142 83L140 84V85H142ZM146 83H145V85H146ZM148 83H147V85H148ZM156 83V84H157ZM48 84V83H47ZM86 84H87V82H86ZM96 84H97V82H96ZM101 84V83H100ZM118 84H119V82H118ZM122 84V83H121ZM128 84V83H127ZM130 84V86H132ZM155 84V83H154ZM153 84V85H154ZM161 84V83H160ZM43 85V84H42ZM54 85V84H53ZM61 85V84H60ZM78 85H80L79 86V88L81 89V90H77V88L76 87H78ZM90 85H91V83H90ZM94 85V84H93ZM92 85V86H93ZM113 85V84H112ZM126 85V84H125ZM139 85V84H138ZM146 85V86H147ZM38 86H41V85H38ZM55 86V85H54ZM98 86H100L99 84H98ZM118 87H119V85H117ZM129 86V85H128ZM129 86V87H130ZM149 86V85H148ZM155 86H157V85H155ZM159 86V85H158ZM89 87V86H88ZM97 87V86H96ZM112 87H114V86H112ZM144 87V86H143ZM152 87V86H151ZM52 88V87H51ZM58 88H59V86H58ZM87 88V89H86ZM94 88H95V85H94ZM99 88V87H98ZM125 88H127L126 86H125ZM140 88V87H139ZM139 88L137 89V91L139 90ZM142 88V87H141ZM146 88V87H145ZM147 88H149V87H147ZM54 89V88H53ZM56 89V88H55ZM60 89V88H59ZM93 89V88H92ZM91 89V90H92ZM110 89V88H109ZM132 89V88H131ZM162 89V88H161ZM73 90V89H72ZM95 90H96V88H95ZM94 90V91H95ZM103 90V89H102ZM106 90H107V88H106ZM142 90V89H141ZM141 90H139V91H141ZM146 90V89H145ZM144 90V91H145ZM154 90H155V88H154ZM162 90H164V89H162ZM84 90L82 91V93L81 94H83V92H85ZM128 91H130V90H128ZM132 91V90H131ZM138 91V92H139ZM143 90H142V92H144ZM148 91H151L150 89H148ZM147 91V93H149ZM161 91V90H160ZM160 91L158 92V94H157V96L156 97H162V96H160L159 94H161L160 93ZM61 92V91H60ZM68 92V93H67ZM66 93H67V95L68 94H70L69 93V90L67 91ZM71 92V91H70ZM90 92V91H89ZM92 93H94L93 92V90L91 91ZM100 92V93H99ZM107 92V91H106ZM132 92H134V91H132ZM137 92V93H138ZM141 92V93H142ZM153 92H155V91H153ZM163 92V91H162ZM55 93L56 94H58L59 96H60V98H59V96H58V100L57 99H55ZM74 93H72L73 95H75L76 93H78V92H76L75 94ZM128 93V92H127ZM127 93H125L126 95H127ZM140 93V92H139ZM138 93V94H139ZM147 93L146 92H144V94H145V96L147 95ZM79 94H77V95H79ZM80 94V96L79 97H81L82 95ZM105 94V93H104ZM103 94V92L102 91H99L98 90V93H96V97L95 98H93V104H94V106L92 107V106H90V107H92L91 108V112L89 113V112H87V114H86V112H85V115H82L81 114V116H78V117H80L77 121L79 122V123H81L82 124V126L84 127L83 129H86V130H88V129H90V126L92 127L94 124L96 125V123L98 124V122L96 121L97 119H100V118H98V117H100V116H105L104 117V119L106 118V116H109V115H111V113L109 114V112H112L111 111V109H110V105H111V107H113L112 105H114V104H112L111 102L113 101V99L111 98V94H109L110 96H108V95H104ZM108 94V93H107ZM124 94V93H123ZM129 94V93H128ZM153 93H149L148 94V97H149V95H150V97H152V99H153ZM155 94V93H154ZM25 95H29V101H27V102H24V101H22V99H24V96ZM71 95V94H70ZM102 95H104V97L102 96ZM120 95V94H119ZM125 95V96H126ZM130 95V94H129ZM128 95V96H129ZM135 95V94H134ZM137 95V94H136ZM135 95V96H136ZM141 95V94H140ZM27 96H26V98H27ZM93 96H95V94L94 95H92V97ZM117 96V95H116ZM141 96H143V94L141 95ZM141 96H139V97H141ZM77 98V97H75L76 99H79L80 101H81V99L80 98ZM83 98L85 97V95L84 96H82ZM87 97V96H86ZM115 97V96H114ZM118 97H120V96H118ZM117 97V98H118ZM122 97V96H121ZM147 97V96H146ZM146 97H144L145 99H146ZM156 97H155V100H156ZM57 98V97H56ZM64 98H62L63 100H64V102H65V99ZM116 98V97H115ZM126 100L125 101H127L129 98H131L132 99V97L130 96L128 99L126 98V97H124ZM137 98V97H136ZM135 98V99H136ZM142 98V97H141ZM141 98H139V99H141ZM30 99H33L34 101H32V103L30 102L31 100ZM61 99V100H62ZM121 99H123V97L121 98ZM134 99V100H135ZM143 99V98H142ZM148 99H150V98H148ZM152 99H150V100H152ZM157 99H159V98H157ZM162 100H163V98H161ZM161 99H159L160 101H161ZM57 100V101H56ZM62 100V101H63ZM79 100H77L76 101V103L79 101ZM117 100H119V99H117ZM117 100L115 101V103L117 102ZM133 100V99H132ZM133 100V101H134ZM154 100V99H153ZM153 100H152V102H153ZM164 100H166V99H164ZM163 100V102H165ZM80 101H79V103H80ZM130 101V100H129ZM133 101H130L131 103H133ZM148 101V100H147ZM146 101V102H147ZM158 101V100H157ZM159 101V102H160ZM83 102V99H82V101H81V103ZM91 102V103H92ZM99 102V104H97ZM119 102V101H118ZM121 102V101H120ZM128 102V101H127ZM126 102V103H127ZM136 102H137V100H136ZM136 102H135V104H136ZM151 102V101H150ZM152 102H151V106L153 105L152 104ZM163 102H160V103H163ZM78 103V104H79ZM84 103H85V101H84ZM89 102H87L86 103V105L88 104ZM114 103V102H113ZM129 103V102H128ZM139 103V102H138ZM143 103H144V101H143ZM155 103H157V102H155ZM83 104V103H82ZM119 106H120V103H117ZM134 104V105H135ZM140 104V103H139ZM148 104H150V103H146V105H148ZM77 105V104H76ZM89 105V104H88ZM91 105V104H90ZM131 105V104H130ZM130 105H128V106H130ZM134 105H132V106H134ZM141 105L143 106V104H142V101H141ZM140 105V106H141ZM144 105H145V103H144ZM82 107L84 106V105H81ZM81 106H80V108H81ZM115 106V109L117 108L116 107V104L114 105ZM126 106H127V104H126ZM132 106L130 107L131 109H134V108H132ZM139 106V105H138ZM137 106V108H135V109H137V110H135V111H139V107ZM149 106V105H148ZM147 106V107H148ZM156 106V105H155ZM159 106V105H158ZM164 106V105H163ZM77 107V106H76ZM121 107L122 106H120L119 107V109H121ZM144 107V106H143ZM157 107V106H156ZM161 107V106H160ZM79 108V107H78ZM89 108V107H88ZM124 108H125V105H124ZM142 108V107H141ZM148 108H150V107H148ZM148 108H144V109H148ZM152 108H154V105H153V107ZM13 109H15V110H18V111H20L17 115H15V116H13V117H11L10 115H9V111L10 110H13ZM105 109V110H104ZM118 108H117V110H119ZM123 109V108H122ZM83 110V109H82ZM81 110V111H82ZM114 110V109H113ZM126 110V109H125ZM150 110V109H149ZM153 110V109H152ZM164 110V109H163ZM74 111H76L75 110V108H74ZM124 111V110H123ZM145 111V110H144ZM143 111V112H144ZM155 111H156V109H155ZM165 111V110H164ZM167 111V110H166ZM12 112V111H11ZM13 112H15V111H13ZM80 112V111H79ZM78 112V113H79ZM102 112V113H101ZM122 112V110L121 111H119V114ZM126 112H129V111H127L126 110ZM140 112H141V110H140ZM150 112V111H149ZM158 112V111H157ZM161 112H162V110H161ZM17 113V112H16ZM27 113H29L30 114V116L29 117H24L25 119H23V116H25ZM65 113V114H64ZM81 113V112H80ZM113 113H117L116 111L115 112H113ZM133 113V112H132ZM152 114H153V112H151ZM159 113H160V111H159ZM158 113V114H159ZM13 114H15V113H13ZM123 114H124V112H123ZM134 115L135 114H139V112L138 113H133ZM141 114V116H142V113H140ZM145 114H147L146 112H145ZM145 114L143 115V117L145 116ZM150 114V113H149ZM151 114V115H152ZM155 114V113H154ZM162 114H164V113H162ZM161 114V115H162ZM59 115H61V114H59ZM72 115V114H71ZM78 115V114H77ZM76 115V116H77ZM116 117H117V115L118 114H114ZM122 115V114H121ZM121 115H119L118 117H120L121 118ZM169 115V114H168ZM56 116V117H57ZM75 116V117H76ZM124 116V115H123ZM122 116V117H123ZM127 116V115H126ZM163 116H165V114L163 115ZM59 117V116H58ZM111 117V116H110ZM128 117H129V114H128ZM135 117H136V115H135ZM134 117V118H135ZM140 117V116H139ZM142 117V118H143ZM147 118H149V116H146ZM145 117V118H146ZM156 117V116H155ZM154 117V118H155ZM158 117V116H157ZM115 118V117H114ZM126 118V117H125ZM124 118V119H125ZM130 118H132L131 117V114H130V117H129V120H132V119H130ZM136 118H138V117H136ZM141 118V117H140ZM141 118V119H142ZM153 118V119H154ZM163 118V117H162ZM161 118V119H162ZM76 119V118H75ZM119 119V118H118ZM117 118H116V120H118ZM122 119V118H121ZM120 119V120H121ZM127 119V118H126ZM125 119V120H126ZM160 119V120H161ZM165 119V118H164ZM115 120V122H117ZM119 120V121H120ZM143 120H144V118H143ZM150 120V119H149ZM155 120V119H154ZM76 121V122H77ZM99 121V120H98ZM103 121V120H102ZM124 121V120H123ZM137 121V120H136ZM145 121V120H144ZM153 121V120H152ZM157 121H158V119H157ZM114 122V123H115ZM133 122V121H132ZM132 122H130V123H132ZM138 122H139V120H138ZM155 122V121H154ZM101 123V121L99 122V124ZM113 123V124H114ZM120 123V122H119ZM118 123V125H120ZM127 123H128V120H127ZM137 123V122H136ZM135 122H134V124H136ZM147 123H149V121L147 122ZM58 124H61V123H58ZM108 124V123H107ZM134 124L132 125L133 126V128H134ZM142 124V123H141ZM151 124H152V122H151ZM156 124H158V122H156ZM62 125V124H61ZM64 125V124H63ZM80 125V124H79ZM101 125V124H100ZM99 125V126H100ZM105 125V124H104ZM112 125V124H111ZM111 125H109V126H111ZM115 125L117 126V124L115 123ZM129 125V124H128ZM66 126H68V125H66ZM81 126V125H80ZM81 126V127H82ZM108 126V125H107ZM114 126V125H113ZM124 126H125V124H124ZM132 126H130L131 128H129L128 126H126V132H128L127 131V128L128 129H133L132 128ZM135 126H137V125H135ZM142 126V125H141ZM146 126V125H145ZM159 126V125H158ZM74 127V126H73ZM72 127V131L74 132V128ZM77 127H78V124H77ZM97 127V126H96ZM95 127V128H96ZM122 128H123V126H121ZM139 127V126H138ZM148 127V126H147ZM154 127H155V124H154ZM59 128H60V126H59ZM63 128V127H62ZM61 128V129H62ZM94 128V127H93ZM93 128H92V130H93ZM99 128V127H98ZM101 128V127H100ZM99 128V129H100ZM105 128H108V127H104V129ZM112 129H113V127H111ZM121 128V129H122ZM125 128V127H124ZM152 128V125H151V127H150V131H152L153 129H151ZM159 128V127H158ZM58 129V128H57ZM102 129V128H101ZM103 129V130H104ZM116 129H118L119 130V127H117ZM120 129V130H121ZM137 129H140V128H137ZM142 129V128H141ZM167 129H169V128H167ZM60 130V129H59ZM59 130H57V131H59ZM79 130H80V127H79V129L77 130L78 132H79ZM95 130V129H94ZM107 130V129H106ZM109 131H110V129H108ZM114 130V129H113ZM113 130H111V131H113ZM117 130V131H118ZM144 130V129H143ZM146 130H148V128H145V131ZM157 130V129H156ZM161 130V129H160ZM82 131H83V133L85 132V130H81V132H76V133H78V135L81 137V135H83V136H85L84 134H80V133H82ZM110 131V132H111ZM116 131V132H117ZM123 131H124V129H123ZM123 131H120V133H119V135L120 134H122V132ZM134 131V130H133ZM135 131H137V130H135ZM87 132V131H86ZM90 132V131H89ZM92 132V131H91ZM98 132V131H97ZM100 132H102V131H100ZM114 132V131H113ZM125 132V131H124ZM147 132H149V131H147ZM156 132V131H155ZM157 132H159V131H157ZM169 132V131H168ZM68 133H70V131L68 132ZM68 133H67V135H68ZM94 133H96L95 131H94ZM103 133V132H102ZM102 133L100 134V135H102ZM109 132L107 131V133H105V134H108ZM129 133V132H128ZM127 133V134H128ZM131 133V132H130ZM135 133V132H134ZM144 133V132H143ZM153 133V132H152ZM159 133H161V132H159ZM162 133H164V131L162 132ZM165 133H166V131H165ZM70 134H73V133H70ZM75 134V133H74ZM91 134V133H90ZM97 134H99V133H97ZM96 134V135H97ZM104 134V133H103ZM114 134V133H113ZM139 134H141V133H139ZM167 134V133H166ZM76 135V134H75ZM88 135H89V133H88ZM88 135H86L85 137H87ZM92 135V134H91ZM91 135H89V137L91 136ZM99 135V136H100ZM109 135V134H108ZM111 135V134H110ZM115 135V134H114ZM113 135V137H114V139H115V136ZM116 135H117V133H116ZM118 135V136H119ZM125 135V134H124ZM123 135V136H124ZM132 135V134H131ZM149 135V134H148ZM155 135V134H154ZM60 136V135H59ZM71 137H74V136H72V135H70ZM69 136V138L71 139V140H73L71 137ZM79 136H77L76 135V137H78L77 139H74V140H76V142H77V140L79 139ZM83 136H82V139H80L81 140V142L79 141L77 144L79 145V147L81 148V149H84L85 151H86V146L87 145H83V146H81L82 144H84V142H85V139L83 138ZM104 136V135H103ZM107 136V135H106ZM121 136V135H120ZM119 136V138H121ZM130 136V135H129ZM134 136V135H133ZM132 136V137H133ZM136 136L137 135H135V138H136ZM139 136V135H138ZM140 136H144L143 138H145V135H143V134H141ZM152 136V135H151ZM160 136H162V134L160 135ZM164 136V135H163ZM162 136V137H163ZM166 136V135H165ZM75 137V138H76ZM95 136H93V138H94ZM98 137V136H97ZM117 137V136H116ZM149 137V136H148ZM112 138V137H111ZM119 138H117V139H119ZM125 138H128V136L127 137H125ZM139 138V137H138ZM142 138V139H143ZM147 138V137H146ZM156 138V137H155ZM161 138V137H160ZM61 139V138H60ZM70 139H68V140H70ZM97 139V138H96ZM113 139V140H114ZM117 139H115V140H117ZM122 139H124V138H122ZM134 139V138H133ZM150 139H151V137H150ZM162 139H164V138H162ZM82 140H83V142H82ZM88 140V139H87ZM89 140H91V137L89 138ZM88 140V141H89ZM93 140V139H92ZM95 140V139H94ZM98 140H100V139H98ZM112 140V139H111ZM129 140H132V139H130V137H129ZM134 140H137V138L136 139H134ZM145 140V139H144ZM143 140V141H144ZM97 141V140H96ZM95 141V144H99L100 143V141H99V143H97ZM118 141V140H117ZM120 141V140H119ZM118 141V142H119ZM122 141V140H121ZM125 141H126V139H125ZM124 141V142H125ZM128 141V140H127ZM138 141V140H137ZM140 141V140H139ZM147 141V140H146ZM155 141V140H154ZM159 141V143H160V140H158ZM164 141V140H163ZM55 142H57V143H55ZM106 142V141H105ZM110 142V141H109ZM124 142H120L121 144H123ZM156 142V141H155ZM29 143L31 144V143H36V144H34V146L33 147H31L28 151H25L26 153H24V155H23V158H21L22 156H21V153H23L22 151H23V149H24V147L28 144L29 145ZM82 143V144H81ZM85 143H87V142H85ZM93 143V145H94V142H92ZM103 142H101V144H102ZM111 143V142H110ZM115 143H117V142H115ZM120 143H119V145H120ZM132 143V142H131ZM139 143V142H138ZM141 143V142H140ZM139 143V144H140ZM81 144V145H80ZM88 144V143H87ZM89 144L91 145V142L89 141ZM88 144V145H89ZM118 144V143H117ZM125 144V143H124ZM123 144V146H125ZM128 144H130L129 142H128ZM136 144H137V142H136ZM135 143H134V145H136ZM142 144V143H141ZM145 144V143H144ZM157 144V143H156ZM27 145V146H28ZM56 145V146H55ZM108 145V144H107ZM112 146H114L115 147V145H114V143H112L111 144ZM161 145H162V143H161ZM19 148H18V147ZM112 146H110V147H112ZM141 146V145H140ZM139 145L138 146H134L135 148L137 147V148H139V151H140V148L142 147H140ZM151 146V145H150ZM15 147H17V149L18 150H16L15 149ZM64 147V148H65ZM95 147V146H94ZM96 147H98V146H96ZM145 147V146H144ZM148 147V146H147ZM76 148V147H75ZM75 148H73V149H75ZM80 148H78V149H80ZM88 148V149H89ZM109 148V147H108ZM120 148V146L118 147V149ZM123 148H125V147H123ZM127 148V147H126ZM128 148H129V146H128ZM127 148V149H128ZM132 148H133V146H132ZM149 148V147H148ZM152 148V147H151ZM15 149V150H14ZM72 149V150H73ZM98 149V150H97ZM102 149V148H101ZM105 149V148H104ZM117 149V148H116ZM121 149H122V147H121ZM131 149V148H130ZM142 149H143V147H142ZM141 149V150H142ZM150 149V148H149ZM124 150H126V149H124ZM123 150V151H124ZM150 150H152V149H150ZM158 150V149H157ZM56 151H58L59 153H60V148H59V150H56ZM69 151H71V152H69ZM85 151H84V153H85ZM112 151V150H111ZM110 151V152H111ZM114 151H116V150H114L113 149V152ZM123 151L121 150V152L123 153ZM128 151H130L131 152V150H128ZM128 151H126L125 153L127 154L128 153ZM134 151V150H133ZM139 151H138V153H139ZM78 152L76 153V154H78ZM100 152V151H99ZM142 152V151H141ZM154 152V151H153ZM158 152V151H157ZM10 153H14V159H11V156H9L10 155ZM101 153V152H100ZM117 153H118V150H117ZM148 153V152H147ZM150 153H152V152H150ZM149 153V154H150ZM104 154H106V153H104ZM109 154V153H108ZM114 154V153H113ZM116 154V153H115ZM131 154V153H130ZM137 154V153H136ZM59 155H62L61 153L59 154ZM64 155V154H63ZM97 155H99V153L97 154ZM122 155V154H121ZM132 155V154H131ZM134 155V156H133ZM133 157L135 158V154L133 153ZM146 155V154H145ZM153 155H155L154 153H153ZM82 156H85L84 158L86 159H84L83 157L81 158ZM108 156V155H107ZM110 156H111V154H110ZM110 156H108V157H110ZM114 156H116V155H114ZM129 156V155H128ZM144 156V155H143ZM57 157V156H56ZM96 157H98V156H96ZM95 157V158H96ZM100 157V156H99ZM98 157V158H99ZM103 156L101 155V158H102ZM118 157V156H117ZM124 157V156H123ZM126 157V156H125ZM129 157H131V156H129ZM137 157V156H136ZM147 157H149V156H147ZM153 157V156H152ZM155 157V156H154ZM94 158V159H95ZM111 158V157H110ZM138 158V157H137ZM137 158H135V160L137 159ZM150 158V157H149ZM20 159V160H19ZM57 159H59L58 157H57ZM105 159V158H104ZM109 159V158H108ZM107 159V161H109ZM112 159H113V157H112ZM117 160H115V158H114V160L115 161H119V159L118 158H116ZM121 159H123V158H121ZM139 159V158H138ZM137 159V160H138ZM16 160H19L18 162L20 163L19 164V167H18V165L16 166V167H18V168H16V169H14V171L13 172H10L9 171V169H10V167H12V166H9V165H11L12 163L14 164L15 163V161ZM96 160H98V159H96ZM114 160H111V161H113L114 162ZM130 160H132V157L130 158ZM134 160V159H133ZM151 160V159H150ZM153 160V159H152ZM55 161L57 162L56 164H55ZM103 161V160H102ZM101 161V162H102ZM105 161H106V159H105ZM111 161H109V162H111ZM120 161H122V160H120ZM126 161H127V159H126ZM128 161H129V159H128ZM127 161V162H128ZM112 162V163H113ZM129 162H131L132 164L131 165H133V161H129ZM139 162V161H138ZM146 162H148V161H146ZM155 162V161H154ZM11 163V164H10ZM89 163V164H88ZM96 163H97V161H96ZM114 163H116V162H114ZM122 163H124V161L122 162ZM121 163V164H122ZM134 163H136V162H134ZM159 163V162H158ZM161 164H162V162H160ZM17 164V163H16ZM102 164H103V162H102ZM106 164H108V162L106 163ZM105 164V165H106ZM119 164H120V162H119ZM118 164V165H119ZM152 164V163H151ZM155 164V163H154ZM15 165V164H14ZM62 165V164H61ZM96 165H98V163L96 164ZM95 165V166H96ZM110 165V164H109ZM112 165V164H111ZM124 165V164H123ZM131 165H129V166H131ZM140 165V164H139ZM138 165V166H139ZM54 166V167H53ZM60 166V165H59ZM100 167H101V164L99 165ZM104 166V165H103ZM119 166H121V167H123L122 165H119ZM119 166H117V163L115 164V165H113L112 167L111 166H109V168H113L114 169V171H111V170H107V172H105V170L104 171H101V172H98V167H97V169H96V167H94V165H92V168L90 169L88 166H87V168H89L88 170H90V172L91 173H88V174H79V172L80 171H77V169H76V172H78L77 174H79L77 177H74V178H72V179H69V180H72V183L70 182V184H69V186H68V189H67V195H64V194H59V192H60V190L62 189L61 187H56V191H55V193L57 192L59 195H57V194H55V201L57 202L58 200V198L59 197H62V199L64 198V199H66V200H62V202H60V204H58V205H55V208H54V206H53V208L55 209V211H53L55 214V228L53 227L51 230H53V234H54V232H55V236L52 234V232L51 231H48V229H47V231L45 232V233H43V234H41L40 236H38L37 238H36V235H35V238L33 239L32 237H34V236H32L33 235V233L36 231V229H32L31 231L29 230V232L30 233H32V235H30V237L32 238V241H31V238H30V240L29 241H31L30 243H29V245L27 244V243H25V246H26V244L28 245L27 247H25L26 249L29 247H32L33 248V246H35V244L36 243H38V242H40L41 243V241H44V240H49L50 238H52L53 237V239L55 238H57V235H59V234H61V232H62V234L60 235V236H63L62 238H64V237H70L71 235L68 233V232H66L65 231V228H67L68 226H69V224H74V226H75V228H82L83 226H85L86 224H89L90 225V230L91 231H96L97 232V237H100V239H95V237H94V240H92V243H93V248L94 249H99V248H105L106 250H109L105 255H100V257H99V255H97L94 251H90L89 250V252H88V254L87 255H85L84 257H85V259H87V260H91V259H93V258H95L96 260H101V259H103L104 260V264H114L115 263V261L116 260H118L119 259V255L117 256V253L118 252H116V250H117V245L120 243V236H121V234H122V232L127 228L128 229V227H130V226H132L133 224H135V222H136V217L139 215V214H148V216H149V214L150 215H152V213H153V211H154V208H142V207H138V208H133V209H129V208H126V207H122L121 206V204L123 205V203H121V202H128V201H130L131 200V198L133 197V196H135V195H138V194H142L143 196L144 195H148L149 196V194H150V188L149 187H144V188H142V190L140 191V189L139 190H137V191H139V192H137L136 190L134 191V190H131L130 191V189L129 188H127L126 190H124L125 192H117V191H120L119 189H120V185H119V181H118V179H117V177H119V176H117V172L119 171V169L121 168H119ZM126 166V165H125ZM128 166V165H127ZM134 166V165H133ZM145 166V165H144ZM151 166V165H150ZM159 166V165H158ZM163 166H165V163H164V165ZM61 167V166H60ZM136 167V166H135ZM142 167H143V165H142ZM142 167H140V168H142ZM161 167H162V165H161ZM9 168V169H8ZM59 168V167H58ZM73 168V167H72ZM72 168H70V169H72ZM73 168V169H74ZM101 168H103V167H101ZM105 168V167H104ZM132 168V167H131ZM134 168V167H133ZM140 168L139 167H137L136 169V173H137V171H138V173L139 172H141V171H139L140 170ZM72 169V170H73ZM106 169V168H105ZM126 169H128V167L126 168ZM126 169H125V171H126ZM146 169V168H145ZM238 169V168H237ZM11 170V169H10ZM60 170H61V168H60ZM63 170V169H62ZM66 171L68 170V169H65ZM96 170H97V172H96ZM122 170V169H121ZM129 170H130V168H129ZM129 170H128V172H129ZM133 170V169H132ZM132 170H130V174H131V171ZM142 170V169H141ZM147 170V169H146ZM149 170V169H148ZM75 171V170H74ZM123 171V170H122ZM121 171V172H122ZM124 171V172H125ZM144 171V170H143ZM156 171V170H155ZM54 172V171H53ZM69 172L70 171H68V173L66 174V176H68L69 175ZM120 172V171H119ZM124 172H123V176L125 175L124 174ZM127 172V171H126ZM125 172V173H126ZM147 172V171H146ZM49 173V172H48ZM81 173V172H80ZM83 173V172H82ZM134 173V172H133ZM133 173L131 174V176L133 175ZM136 173L134 174L136 177H137V175H136ZM145 173V172H144ZM155 173V172H154ZM153 173V174H154ZM158 173V172H157ZM47 174V176H45ZM65 174V173H64ZM63 174V175H64ZM71 174V173H70ZM76 174V173H75ZM129 174V173H128ZM127 173H126V175H128ZM142 174V173H141ZM54 175V174H53ZM72 175V174H71ZM74 175V174H73ZM125 175V176H126ZM121 176V175H120ZM131 176H127V180L129 179L128 177H131ZM135 176H133V179H134V177ZM158 176V175H157ZM44 177V178H43ZM50 177V176H49ZM122 177V176H121ZM136 177H135V179H136ZM150 177V176H149ZM67 178V177H66ZM71 178V177H70ZM126 178V177H125ZM124 178V179H125ZM139 178H140V176H139ZM49 179V178H48ZM51 179V178H50ZM49 179V180H50ZM56 179V178H55ZM65 179V176H64V178H62V180H64ZM132 179V178H131ZM135 179H134V182H135ZM137 179H138V177H137ZM142 179V178H141ZM141 179H139V180H141ZM150 179V178H149ZM60 180H61V178H60ZM67 180H68V178H67ZM138 180V181H139ZM121 181H122V179H121ZM125 181V180H124ZM130 181V180H129ZM147 181V180H146ZM133 182V181H132ZM142 182V181H141ZM140 182V183H141ZM156 182V181H155ZM161 182V181H160ZM46 183H48V182H46ZM68 183V182H67ZM121 183V182H120ZM125 184H126V181L124 182ZM139 183V182H138ZM56 184V183H55ZM130 183H128V185H129ZM146 184H147V182H146ZM48 185V184H47ZM46 185V186H47ZM51 185V184H50ZM57 185H61L62 186V182H60V183H58L57 182ZM65 185V184H64ZM121 185H123V184H121ZM131 185V184H130ZM138 185H140V184H138ZM158 185V184H157ZM162 185V184H161ZM160 185V186H161ZM44 186V185H43ZM125 186V185H124ZM134 186V185H133ZM147 186V185H146ZM39 187H41V186H39ZM49 187V186H48ZM125 187H127V186H125ZM129 187V186H128ZM130 187H132V186H130ZM138 187V186H137ZM152 187V186H151ZM53 188H54V185H53ZM52 188V189H53ZM61 188V189H60ZM125 189V188H124ZM133 189V188H132ZM136 189V188H135ZM48 190H49V188H48ZM37 192H39L38 190H36ZM50 191H52V190H50ZM128 191V192H127ZM48 192V191H47ZM61 192H63V191H61ZM64 192V193H65ZM5 193H7V191L5 192ZM34 194H36L35 192H33ZM32 193V194H33ZM45 193V192H44ZM50 193H54L53 191L52 192H49V194ZM65 193V194H66ZM21 194H23V196L21 195ZM33 194V195H34ZM39 194V193H38ZM37 194V195H38ZM48 194V195H49ZM40 195V194H39ZM39 195H38V197H39ZM47 195V194H46ZM52 196H53V194H51ZM22 196V197H21ZM44 196V195H43ZM68 196H70L71 197V199L72 200H68L67 198H68ZM110 196H112V199H111V201L110 202H107V203H105V200H108L107 198L108 197H110ZM12 198V197H21L22 198V200H20V199H15V198H13V200H11L10 198ZM135 197H137V196H135ZM42 199H43V197H41ZM52 198V197H51ZM134 198V197H133ZM178 198V197H177ZM10 199V202L8 201ZM49 199H50V195H49ZM3 200V201H2ZM2 200H0V202L1 203H3L4 202V199H2ZM35 200L37 201V203L35 202ZM149 200V199H148ZM153 200V199H152ZM42 201V202H41ZM46 201V202H45ZM51 201V200H50ZM54 201V202H55ZM56 202H55V204H56ZM49 203V202H48ZM51 203V202H50ZM49 203V204H50ZM57 203H59V202H57ZM4 204V203H3ZM52 204H53V201H52ZM109 204V205H108ZM126 204H131V203H126ZM1 206V205H0ZM2 206H4V205H2ZM124 206V205H123ZM49 207V206H48ZM57 207H64V208H66V211L65 212H63V214H60L58 211H57ZM134 207V206H133ZM175 207V206H174ZM52 208V207H51ZM126 208V209H125ZM42 209H43V207H42ZM46 210H47V206H46ZM51 210H53V209H51ZM50 210V211H51ZM62 210V209H61ZM48 211V214H49V209L47 210ZM64 211V210H63ZM3 212H1V213H3ZM42 212H44V210L42 211ZM41 212V213H42ZM52 212V213H53ZM39 213L40 212H38V214L37 215H39ZM41 213H40V216H41ZM45 213H47V212H45ZM51 213V212H50ZM51 213V214H52ZM59 213V214H58ZM31 214H32V210H31ZM30 214V215H31ZM43 214L44 213H42V216H43ZM47 215V214H46ZM3 216V215H2ZM2 216H0L1 218H3ZM32 216V215H31ZM44 216H45V214H44ZM143 216H145V215H143ZM30 217V216H29ZM47 217V216H46ZM54 217V216H53ZM52 217V218H53ZM7 218V217H6ZM5 218V219H6ZM22 218V219H23ZM28 218V217H27ZM31 218V217H30ZM35 218H36V215H35ZM39 218V217H38ZM41 219L43 218V217H40ZM22 219H20V220H22ZM40 219V220H41ZM49 219V218H48ZM51 219V218H50ZM8 220V219H7ZM18 220V219H17ZM17 220H15V221H17ZM24 221H26L25 220V218L23 219ZM40 220H39V222H40ZM143 220H145V217H143ZM1 221V220H0ZM32 221V220H31ZM36 221H37V219H36ZM43 222H44V219L42 220ZM46 221V220H45ZM50 220H48V222H49ZM146 221V220H145ZM3 222V221H2ZM7 222L8 221H6V224H7ZM10 222H9V224H10ZM19 222H21V221H19ZM28 222V221H27ZM52 222H53V220H52ZM1 223V222H0ZM23 223H25V222H23L22 221V225H23ZM29 223V222H28ZM45 223V222H44ZM50 223V222H49ZM5 224V223H4ZM13 224H11V225H13ZM20 224V223H19ZM39 224V223H38ZM51 224V223H50ZM52 224L50 225V226H52ZM108 225L109 226V231L108 232H106L105 234H102L101 233V229H102V226L103 225ZM197 224H199V223H197ZM1 225H3V223L1 224ZM17 225V224H16ZM21 225V224H20ZM11 226L12 228H8V230H6L7 228L5 227L4 228V230H6L7 232H3V233H6V234H4V235H7L8 234V237L7 236H5L6 237V239H4V240H2V238H3V234H2V238H1V234H0V238H1V241H0V250L1 249H4L6 252L5 253H8V252H10V251H12V247H13V249H14V247H19V246H21L22 244H23V242H25V240H27V238H28V235L26 234H24V231H23V228H21V227H24V226ZM26 225V224H25ZM28 225V224H27ZM26 225V226H27ZM30 225V224H29ZM32 225V224H31ZM35 225H37V224H35ZM41 225H43V224H41ZM45 225V224H44ZM25 226V227H26ZM33 226V225H32ZM32 226H30V227H32ZM46 226H48L47 224L45 225V227ZM8 227V226H7ZM30 227H28V228H30ZM38 227H41V226H38ZM45 227L43 226V228L42 229H44L43 230V232L45 231ZM201 227V226H200ZM33 228V227H32ZM46 228H49V227H46ZM131 228V227H130ZM0 229H1V227H0ZM25 229V228H24ZM38 229V228H37ZM49 229V230H50ZM38 230H40V229H38ZM71 230V229H70ZM72 231V230H71ZM146 232V231H145ZM1 233V232H0ZM37 233V232H36ZM42 233V232H41ZM74 233V232H73ZM38 235H39V233H38ZM74 235H76V234H74ZM73 235V236H74ZM82 235H83V233H82ZM59 236V237H60ZM71 238V237H70ZM175 238V237H174ZM76 239V238H75ZM51 240V239H50ZM88 240V239H87ZM226 241H227V237L225 236V234H218L214 239H211V243H213V244H215V246H219V247H224L225 245H226ZM27 242V241H26ZM48 242V241H47ZM46 242V243H47ZM92 243L90 242V245H92ZM43 244V243H42ZM45 244V243H44ZM63 244V243H62ZM74 244V243H73ZM88 244V243H87ZM45 245H47V244H45ZM67 245V244H66ZM255 245V244H254ZM37 247L38 246H40V245H36ZM68 246V245H67ZM82 246V245H81ZM84 246V245H83ZM85 246H87V245H85ZM44 247V246H43ZM70 247V246H69ZM22 248V247H21ZM40 248V247H39ZM39 248H38V250H39ZM68 247H66V246H64V245H62L61 246V249H67ZM80 248V250H81V247H79ZM86 248V247H85ZM18 249V251H19V249L20 248H17ZM23 249V248H22ZM41 249V248H40ZM87 250H88V246H87V248H86ZM90 249V248H89ZM24 251H26L25 249H23ZM27 250H29V249H27ZM33 250V249H32ZM91 250H93V249H91ZM20 251H21V249H20ZM36 251H37V249H36ZM1 252V251H0ZM3 252V251H2ZM28 252V251H27ZM11 253V252H10ZM13 253H14V251H13ZM20 253V252H19ZM2 254V253H1ZM15 254V253H14ZM23 254V253H22ZM39 254V253H38ZM37 253H36V256L38 255ZM12 253H11V257H12ZM33 255V254H32ZM2 256V255H1ZM18 256H19V254H18ZM24 256V255H23ZM39 256V255H38ZM37 256V257H38ZM41 256V255H40ZM10 257V255L8 254V255H6L4 258L6 259V262L4 263V264H9V260H10V262H11V259L9 258ZM20 257V256H19ZM35 257V256H34ZM67 257V256H66ZM14 258H15V256H14ZM29 258V257H28ZM33 258V257H32ZM36 258V257H35ZM40 258V257H39ZM229 258H231L232 259V262H234V257H229ZM18 259H20V258H18ZM22 259V258H21ZM24 259V258H23ZM31 259V258H30ZM38 259V258H37ZM42 259V258H41ZM48 258H46V260H47ZM1 260L3 261V259L1 258ZM16 260V259H15ZM45 260V261H46ZM51 260V259H50ZM49 260V261H50ZM55 260H56V262L55 261H53V262H55V264H74V263H72L73 262V260H74V257H72V256H69L67 259L65 258V259H62V260H58V256H56L55 255ZM30 261H32V260H30ZM38 261V260H37ZM4 262V261H3ZM17 262V261H16ZM42 262V261H41ZM253 262H254V260H253ZM253 262L251 263V264H253ZM1 263V262H0ZM22 263V262H21ZM38 263H39V261H38ZM47 263H48V261H47ZM11 264V263H10ZM13 264H15L14 263V260H13ZM17 264V263H16ZM26 264H28V263H26ZM39 264H41V263H39ZM45 264V263H44ZM52 264V263H51ZM231 264V263H230Z\"/></svg>", "mask_w": 264, "mask_h": 264}, {"label": "built area", "instance_id": "obj_3", "mask_svg": "<svg viewBox=\"0 0 264 264\" xmlns=\"http://www.w3.org/2000/svg\"><path fill=\"white\" fill-rule=\"evenodd\" d=\"M240 77L242 84L237 92L246 99L250 108L248 138L257 143L264 140V49L256 56L243 63ZM248 224L246 218L238 211L231 216L218 215L208 220V236L215 238L218 234L227 237L224 247H217L218 258L234 257L235 264H249L247 248Z\"/></svg>", "mask_w": 264, "mask_h": 264}, {"label": "crops", "instance_id": "obj_4", "mask_svg": "<svg viewBox=\"0 0 264 264\" xmlns=\"http://www.w3.org/2000/svg\"><path fill=\"white\" fill-rule=\"evenodd\" d=\"M263 142H264V140H263ZM263 142H262V143H263ZM256 143H257V142H256ZM262 143H258V144H262Z\"/></svg>", "mask_w": 264, "mask_h": 264}]
</instances>
